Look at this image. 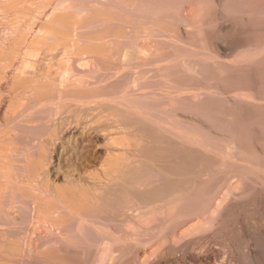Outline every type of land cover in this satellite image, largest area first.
I'll return each mask as SVG.
<instances>
[{"label": "rangeland", "instance_id": "rangeland-1", "mask_svg": "<svg viewBox=\"0 0 264 264\" xmlns=\"http://www.w3.org/2000/svg\"><path fill=\"white\" fill-rule=\"evenodd\" d=\"M38 11H40V13H38ZM57 11H58V13H57ZM35 15H37V16H35ZM47 18H48V20H47ZM29 21H30V24H32L31 28L28 25ZM48 21L52 22V23H49ZM56 22H57V24H56ZM58 24H59V26H57ZM19 25H21V26H19ZM62 25L64 27H60ZM17 28H18V30H15ZM38 29L41 30V31H39ZM0 30H1L0 31V52H1V54H0V60L1 61L0 62H2L3 64H5L3 62V60H6V58L4 56H7L8 52H14V54L16 52L17 56L14 55L13 57H19V58L23 57L24 55L22 53L19 54L18 50L22 49L23 51H25V49H23L25 47H26V50L27 49H33V48H34V50L36 49L37 52L35 53L36 57H34V61L38 57H39L38 58V60H39L40 56H42L43 54L45 55V53H42V52H44V50L50 49L48 52L45 51L46 55L43 56L41 59L43 60V66L45 68L48 69V66L51 64L50 65L51 67L49 66V69H51L52 71H56L59 68L63 69L64 72L68 71V68H66V67L70 66V64H71L70 62L72 61L71 58L73 59V64L75 63L74 65L73 64L71 65V66H73V68L76 66V68L80 69L79 65L80 64L82 65L83 61L87 62V64L85 63L86 66L83 65L81 67L82 69H80V71L77 69V74L75 73L76 71L74 72V70H73V68L71 66H70L71 68L69 67L70 69L68 71V74H64V72L61 69H59V70L62 71L61 73L63 74V76H65V77H63L64 80L65 79H67V80L66 81L63 80L64 81V83H62L63 86L61 85V82H62L61 79H60V81H61L60 83L58 81L57 82L58 84H54V85L55 86L59 85L58 90L61 87V91H59V94H61V92H63L64 88L66 87L65 91H68L69 93L68 92L64 93V97H63L64 99L61 97V96H63V94H61L59 96V98H61V100H63V101L65 100L64 102L67 101L66 102L67 104L66 103L63 104V102H61L60 99L57 98V96L59 95L58 94V90H57V92H55V94L53 95L56 98L55 99L53 97V99H55L54 100L55 106H54V104H49L51 107L48 104H46L47 106L43 104L42 106L41 105H39V106L37 105L38 106L37 107L35 105V102H33V107L30 106L31 104L27 105L28 109L25 107L26 105L24 106L22 104V108H20L18 106L20 104H18L17 106H15V108H13L14 110L16 109L15 112H13V110H11V112L16 114V116H14L13 114H12V116H10L11 115V112H10L9 117H7V120L10 119V122L13 125L9 126V124H10L9 120L6 121V119H5L3 127L4 128H7V127L9 128L10 127V129H15V130L18 129L17 131L20 133V135H22V136H19L21 138L18 137L19 141H20V145H19L20 148L21 147L28 148L29 154H35L37 152L35 149L38 148L37 150L40 153L39 147H38L40 145H38V144H40L41 140H43L45 138V136H46L45 133H47V136H46L47 138L52 134L51 135L52 137L50 136L51 138L50 137L48 138L50 140L51 139L54 140V138L57 137L58 129H57V131L55 130L56 134L54 132V129H56L57 125L61 124L62 116H60V114L63 113L61 109H64V107H63L64 105H66V106L67 105H71V102H72L71 100H74V98L78 99L79 101H81L80 99L83 98L81 103L83 102L82 104L85 105L84 107H86V108L87 107H92V106L95 107V105H96V108H97V107H99L101 105L102 102L103 103L105 101L108 102L109 99H110V101H111L110 105L113 103L112 105L113 106L114 105L117 106V108H115V106L111 107L112 105L111 106L109 105L110 101L108 103L105 102L104 104L102 103L103 104V105H101L102 108H100L99 111H98V108L96 110H94L95 114H93V111H92L90 113L91 116H89L90 114L89 115L86 114L85 117L77 116V117H75V119H77L79 117V119L83 118L84 120L85 119L86 120H90L95 115L98 116V114H99V116H100V114L107 109L106 112L102 113V114L107 115V112H109V113L112 112L111 113L112 115L109 114L108 117L106 116L107 117V121L110 119L109 118L110 116H111V118H112V116L113 117L114 116L117 117V118H114V120L112 119V122H111V126L112 127H114L113 126L114 124H112L113 121L116 122L115 123V125L117 124L116 127L117 126L119 127L120 125H122L123 122L127 123V121L129 122L130 120L133 121L135 119L139 120V118H141V119L143 118V119H145V121H147L148 124H150L152 122V124H150L151 126L155 127V125H156L155 128H157V130L161 128L160 132L163 131V136L165 134H169V133H167L165 131V128L167 129L168 132H170L169 130L173 131V134L176 131L175 134H174L176 137L175 136L171 137L173 135L169 134L168 135L169 138H166V136H164L165 139H167L168 141H175V138H177L178 142H179V140L181 141L180 142L181 143V145H180L181 147H184V148L186 147L185 149H189V148L192 149V150H188V151H185V149H183L185 151L184 152L185 155L187 154V156H188V153L190 152L192 157L194 156V158H191V155L189 156L193 161L199 158L201 160L198 163H202V165L201 164H196L198 160L194 161L193 162V166H195V167H192V169L197 172V170L199 171V166L198 165H200V167H201L200 169L201 170L203 169L202 171L205 172L204 174L208 173L206 176L205 175L203 176L202 179L204 181L201 179L200 181L196 182V186L197 187L195 186L194 190L192 191L193 194H191V193L188 194L189 196H186L182 201H180L178 206L176 204V206L179 207V208L174 206V207H176V210H174L175 209L174 207H173L174 211L173 210H169V212L172 211V213L170 212L171 215L173 214V212H175L177 215L181 214V218H179L180 216H177L174 213V216L175 217L177 216V218L179 220H175V218L173 220L172 219L173 216H171L169 212H167L168 215H167V213L164 215V218L166 220L168 219V217L169 218L172 217L171 219H168L167 221L164 218H162L160 215H158V218H157V216H156L157 214L154 215V216H156L155 219H154V216H151L149 219H147V220L151 219L150 221H148L149 224L150 223L153 224V225L156 224L157 227H160L161 226L160 224L165 223V221H166V223L170 222V224H166L165 223L166 226L165 225L161 226V228L162 227L163 228L165 227V228L164 229L162 228L163 231L160 228V231H162L163 234H161V232L159 231L160 232L159 234H161V235L158 236V239L156 238V236L158 234L156 235V233H154L152 231L155 230V232H158L159 228L157 230L156 225L153 226L151 224H150L151 225V227H150L147 224V222H146V224H147L146 227L147 228L150 227V228L149 229H145L143 231L144 236L146 237V235H149L151 228H152L151 233H153V235H154L153 238H152V235H151L150 239H152V240H150V244L144 242L147 239L143 240L144 239L143 238L142 239L143 241L141 239H138V237L142 238L143 235L140 236V233H139V234H136V235H139L138 237L135 236L134 234L136 233L135 232L136 230L133 231V230L126 229L125 228L126 227L125 224L123 225V223H125L124 220H123V223L119 222V221H121L122 217L120 218V216H119V220L118 221L115 220L117 223L113 221L116 225L115 224H111V226H108V228H107L108 231L111 230V227H113L112 225H114L115 228L113 227L114 229L112 228V230L110 232H112V231L116 232V230H117V233H118V235L120 237L123 235V237H121V240L124 238V240H122V242L127 243V244H124V243H122L120 241V243H122V245L119 243V246L121 245L120 249H119V247L116 248V251L120 250V253L117 252V253H119V254H117L116 251H115L114 255H116V254L117 255L114 256V257H116V258L112 259L113 258L112 257L111 261L108 260L107 263L110 262L111 264H128V263L129 264H134V263L136 264V262L139 261V264H143V263L144 264H224V263L246 264V260L244 258V255H246L248 252H253V253L256 252L257 260L261 264H264V235H263L264 234V206H263V203H264V184H262V182H264V180H263L264 179V177H263L264 176L263 175L264 174V167H263L264 166V99H262V98H264V0H0ZM14 30L17 31V32H15ZM36 30H38V31H36ZM28 31L30 33H28ZM43 31H45V32H43ZM47 31H48L49 34H47ZM53 33H55V34H53ZM45 34L47 35L48 38H50L51 36H53V37L55 36V37L54 38L53 37L50 38V39H52V41H51V40L47 39V37H45L46 36ZM73 34H74V36H73ZM37 35L41 36V38L39 36H37ZM98 35H101V36L99 37ZM104 35H107L108 38H107V36L104 37ZM137 35H140V36L137 37ZM81 36H82V38H81ZM129 37H131V38H129ZM4 38L7 40V42H6V40ZM103 38H104L105 41L102 40ZM125 38H126V40L128 39L129 41H126ZM81 39H83V40H81ZM97 39H98V42H95ZM109 39H111V40H109ZM143 39H144V42L142 41ZM4 40H5V43H4ZM48 40H49V42H48ZM86 40H87V42H86ZM35 41H38V43L35 42ZM70 41H72L73 43L70 42ZM88 41L95 42V43H93V45L96 44V48H95V46L92 45V43H90ZM140 41H142V42H140ZM54 42L57 43V44H55ZM84 42H86V43H84ZM110 43H112V44H110ZM23 44L25 45V47H24ZM122 44H123V46H122ZM134 44H137V45L134 46ZM55 45L57 47H55ZM77 45H78V47H77ZM89 45H90V47H89ZM97 45H99V46H97ZM141 45L143 47L148 46V47H146L147 48L146 53H148V55H146V54L145 55L149 57V54H150V57H149L150 59L148 57L146 58V57L143 56L144 58L142 57V58L139 59L140 61L143 59L142 60L143 63L140 62L139 60L136 61V62L133 61L135 63V66L133 64V66L135 68L133 66H132V68H134V69L130 68L131 66L130 67L127 66L128 64L126 65L125 62L122 63V61H123V59H122L123 55L122 54L124 52L130 51V50L133 51V47L134 48L135 47L139 48V46L141 47ZM109 46L111 48H109ZM4 47H6V48H4ZM9 47H10L11 51L8 50ZM14 47H16V48H14ZM46 47H47V49H44ZM62 47H63V51H62ZM128 47H129V50H128ZM71 48H74V49L72 50ZM130 48H132V49H130ZM125 49H126V51H124ZM150 49H152V50L150 51ZM5 50H7V51H5ZM89 50H91V51H89ZM52 51L53 52L56 51L55 53L59 52V54L57 53V56H56V54L53 53ZM61 51H62V53H61ZM149 51H150V53H149ZM196 51H198V52H196ZM4 52L7 53V54H4ZM67 52H68L69 55L66 54ZM109 52H110V54H109ZM180 53H182V54H180ZM184 53H186V54H184ZM195 53H197V54H195ZM90 54L95 55L97 57L92 56ZM160 54H162V55H160ZM53 55H55V57H58V58L61 57V58L60 59L55 58V57H53ZM63 55H64L65 59H63ZM66 55H68V56H66ZM71 55H72V57H70ZM74 55H75V57H78V59L77 58L75 59ZM86 55H88V56L90 55L89 57L92 56L91 58H93V60L91 61V59L89 57H86ZM2 56L4 57L3 59H2ZM32 56H34V54ZM32 56L30 55L31 60H33ZM65 56L67 57V59H66ZM103 56H105L106 58L103 57ZM28 57L29 56H27V58ZM44 57H45V59H44ZM51 57H52V61L49 62L48 59L51 60ZM79 57H81V59L83 58L84 60H81ZM85 57L87 59H89V60H87ZM152 57H153L154 60L152 59ZM69 58H70L71 61L69 60ZM96 58H97V60H95ZM192 58H193L194 62H193ZM41 59H40V61H41ZM54 59H56L57 62ZM79 59L82 62L80 64H79V62H80ZM196 59L199 62H197ZM225 59H227V60H225ZM67 60H69L70 62H68ZM74 60H78V61H74ZM201 60H203V61H201ZM54 61L56 62V64H55ZM64 61L65 62L67 61L70 64L67 63L68 65H66V64H64ZM93 61H97V63L93 62ZM107 61H110V62L107 63ZM167 61H169V62H167ZM185 61H187V63L189 62L188 65H187V63H185ZM208 61H210V62H208ZM36 62H38V61L36 60L35 62H33V64H36ZM149 62L150 63L152 62V63L148 64ZM60 63H62V64H60ZM93 63H95V64H93ZM98 63H100L101 65L98 64ZM136 63H138L140 65H138ZM144 63H146V64H144ZM194 63L195 64L198 63L197 64L198 66L195 65ZM37 64H39V62ZM123 64L125 65V67L126 66L127 67L125 68ZM130 64L132 65V63H130ZM180 64H181V66H180ZM1 65L2 64L0 63V66ZM39 65H42V62H40ZM63 65H65L66 67H63ZM136 65H138L139 67L136 68ZM163 65H165V67H167V68H170V67L171 68L167 69ZM166 65H168V66H166ZM169 65H171V66L169 67ZM183 65H185V67ZM202 65L204 67H201ZM222 65H224V66H222ZM93 66H95V67H93ZM120 66L122 68H125L128 71H125L124 69L122 70V68ZM140 66H142L143 68L142 67L140 68ZM161 66H163L164 68L163 67L161 68ZM195 66H197L199 68H197ZM238 66H239V68H237ZM52 67L53 68L55 67L54 70L52 69ZM83 67H86V68L84 69ZM186 67L187 68L191 67L190 71H188V69ZM65 68L67 70H64ZM98 68L101 71L98 70ZM193 68H194L195 71L191 70ZM117 69H118V71H117ZM130 69L132 71H134V72H132ZM162 69H164L163 72H162ZM82 70L84 72L86 71V73L84 75L82 73ZM129 70H130V72H129ZM135 70H138V73L140 74V77L142 75L141 79L139 77V74H137V76H136V74H135L136 71ZM144 70H146V71H144ZM139 71L145 72V73H140ZM196 71H197V73H196ZM69 72L71 73V75L69 77L70 79L66 76V75L70 74ZM79 72H81L82 75L81 74L79 75ZM116 72L117 73L119 72L118 73L119 75ZM106 73H108V75ZM109 73H110V75H109ZM129 73L132 74V75L131 76L128 75ZM99 74H101V75H99ZM143 74H145V75H143ZM76 75L78 76V78L80 80H82V82H78L79 79L77 80V78H76L77 76ZM146 75H148V76H146ZM71 76L73 78H71ZM79 76H81V77H79ZM125 76H127L128 78L125 77ZM202 76L203 77L205 76V77L203 78ZM84 77H87L86 79H88V80L84 79ZM131 77L137 78L138 80L140 79L139 82L136 83L137 85L139 84L138 86H136V84H133L132 85L133 87L131 86L133 89L131 87H129L130 85H129V82H128L129 80H131L130 79ZM170 77L172 79H170ZM188 77H189V80H188ZM109 78H110V80H109ZM115 78H116V80H115ZM161 78H162V80H161ZM164 78H166V79H164ZM55 79H57V78H55ZM74 79H76V80H74ZM89 79H92V80H89ZM98 79H100V81ZM101 79L105 80V81L102 82ZM137 79H135V80L138 81ZM150 79H152V80H150ZM141 80H142V82H140ZM12 81H14V79H12ZM72 81L73 82L75 81V82L73 83ZM76 81H77V83H79V85L76 83ZM166 81L168 83H170V84H168V83H166L167 85L163 84ZM89 82H91V83H89ZM93 82H95V84H93ZM193 82H194V84H193ZM127 83H128V85H127ZM159 83H162V84H160L162 87L159 86ZM89 84H91V85H89ZM92 84H93V86H92ZM149 84H150V86H149ZM176 84H177V86H176ZM179 84H181V86H179ZM82 85H84L85 88ZM140 85L141 86L143 85L144 87L143 86L140 87ZM197 85H199V86H197ZM201 85H203V86H201ZM71 86H74V87H71ZM127 86L129 88H126ZM168 86H170V88ZM174 86L178 87L177 88L178 91L175 89L176 87L174 88ZM67 87H68V89H67ZM79 87L80 88L83 87V88L80 89ZM134 87H135V89H134ZM138 87H140L141 89L143 88V90L139 89L137 91ZM183 87H184V89L186 88V90L181 89ZM202 87H203V89H202ZM55 88L57 89V87H55ZM62 88H63V90H62ZM147 88H148V90H147ZM164 88H166V89H164ZM200 88H201V90H200ZM105 89H107V90H105ZM123 89H125V90H123ZM179 89L181 91H179ZM215 89H216V91H215ZM89 90H92V91H89ZM93 90H95V91H93ZM120 90H122L123 92L120 91ZM132 90H134L135 92L134 91L132 92ZM182 90H184V92ZM149 91H150V93H149ZM88 92H90V93H88ZM112 92L114 93V95H113ZM159 92H160V95H159ZM169 92H170V94H169ZM72 93L73 94L77 93V94H75V97H74V95L73 96L71 95ZM85 93H86V95H85V97H83ZM145 93H147V95L150 94L152 96V98L150 97V95H148V96L145 95ZM232 93L234 94V96H233ZM240 93L242 94V96H241ZM65 94H66V96H68V98H65ZM81 94H82V96H81ZM103 94H105V95H104V97L102 99ZM106 94H107V96L108 95L109 96L107 97ZM87 95H89L90 97H87ZM93 95H96V97L93 96ZM100 95H101V98H100ZM237 95H239V96H237ZM76 96H77V98H76ZM79 96L82 97V98H78ZM133 96H135V97H133ZM136 96L138 98H136ZM173 96H174V98H172ZM235 96H236L238 102L236 101V98H234ZM93 97H95V98H93ZM115 97H117V98H115ZM175 97H177V98H175ZM187 97L188 98L191 97V98H189V100H188ZM248 97H250V98H248ZM91 98H92V100H91ZM128 98H130L129 100H130V102L132 104L129 103ZM131 98L132 99L134 98V99L131 100ZM242 98H246V100L248 99L247 101L249 102V104H248L247 101L245 102ZM256 98H258V99L256 100ZM56 100H58V102ZM240 100H241V102H240ZM75 101L76 100H74L72 103L74 104ZM79 101H78V103H76L77 101L75 103L78 105L80 103ZM87 101H88V103H87ZM90 101H92V104L93 103H95V104L92 105ZM250 101H252V102H250ZM56 102H57V104H56ZM114 102L117 103V104H115ZM126 102L128 104H125ZM135 102H136L137 105L138 104L140 106L143 105L142 107L144 109L142 107H139V105L137 107V105H135ZM142 102H143V104H142ZM255 102L257 104L258 103L259 104L257 105ZM59 103L62 104V105H60ZM81 103L79 104V105H81L79 107H83V105ZM99 103H100V105H99ZM147 103H149L150 105H148ZM170 103L171 104L174 103V104L170 105ZM252 103H255V104H252ZM145 104L147 106H145ZM52 105L54 107H56L58 105L56 107L58 109H55ZM107 105H109L110 107H108ZM119 105H121V106H119ZM128 105H130V106H128ZM131 105H132V107H131ZM40 106H41V108H40ZM118 106H119V108H118ZM133 106H135V107H133ZM160 106H161V109H159ZM166 106H167V109H166ZM59 107H61V109ZM147 107L150 109V110H148L150 115H149L147 110L145 111V108H147ZM157 107H159V108H157ZM29 108H30V110H29ZM112 108L113 109L115 108L116 111L113 110ZM17 109L18 110L20 109L21 111L20 110L19 111L21 113L18 112ZM36 109H38L37 111H40V112H37ZM42 109L45 111V113H44V111L43 112L41 111ZM46 109L47 110L49 109L48 110L49 113H48V111ZM118 109H121V110H118ZM127 109H129V112H130L131 116L129 115V112L127 111ZM136 109H138V110H136ZM100 110H103V111H100ZM134 110H135V113H134ZM160 110H161V112H160ZM174 110H175V113L173 112ZM63 111L65 112V109ZM136 111L138 112L139 115L137 114ZM140 111L145 112V115H144V113H142ZM153 111H155V112L153 113ZM170 111H171L172 115L175 114L174 117H172ZM185 111H187V112H185ZM36 112H37V114H36ZM58 112H59V115L57 114ZM99 112H101V113H99ZM113 112H115L117 114L114 113V115H113ZM120 112L123 115V118L121 117ZM126 112H128V113H126ZM40 113H42V114H40ZM50 113H53V114H50ZM123 113H125L126 115H124ZM155 113H156L157 117L161 116L162 118L160 117L159 119H157V117L155 116ZM18 114H19V116H18ZM20 114L22 115L21 117H20ZM27 114L30 115V116H28ZM35 114H36V116H34ZM38 114H40V115H38ZM69 114H70V112H69ZM157 114H159V115H157ZM168 114L171 116V118H169V120L171 119V122H168L169 120H167L168 116H169ZM189 114L191 115V119L192 120L188 118L190 116ZM51 115L53 116V118H54V116H56V117L59 116L60 119L54 118V119H56V120H54L53 118H51L52 117ZM105 115H103V116L101 115L98 118L99 119L100 118L103 119L105 117ZM118 115H120V117ZM166 115H167V117H165ZM181 115H182V117H181ZM237 115H239V116H237ZM41 116H43V117H41ZM48 116H51V117H48ZM146 116H148L151 120L149 121V118H146ZM178 116H180V117H178ZM18 117H19V119H18ZM23 117H26V118H24V120H23ZM28 117H31L32 119H35V120L32 121V119H30V118H29L30 120L29 119L27 120ZM37 117H41V118H37ZM151 117H153V118H151ZM192 117H194V120L195 119H199L198 120L199 122L198 121L196 123L192 122V121H194ZM173 118H176L177 120L176 119L173 120ZM178 118H180L179 120H182L183 118L184 119L186 118L187 121L185 123V120L183 119L182 123H181V121H178ZM12 119H14L15 121L12 120ZM50 119L51 120L53 119L57 123L59 121V123L55 125L54 123H56V122L52 121V123H51L52 125H50V123H49ZM57 119H58V121H57ZM75 119H73V121H69V122H71V124H72V122L74 123L75 121H77ZM116 119L117 120L118 119H122V120L116 121ZM153 119L157 120L158 122L154 121ZM160 119H164V120L166 119V122H168L169 124L166 123V122H163L164 120H160ZM104 120L106 121V119H104ZM38 121H40V122H38ZM45 121L47 123H45ZM92 121H93V123H95V121H97V120L93 119ZM120 121H123V122L121 123ZM131 121L129 123H127L128 126L126 124L128 129H131L133 127V123L131 124ZM173 121H178L180 124L176 122V125H175ZM201 121H203V122H201ZM6 122L9 123V124L7 125ZM31 122H33V123H31ZM35 122H37V123H35ZM69 122H67V123H69ZM117 122H120L121 124L117 123ZM65 123H66V121H65ZM65 123H63V124L65 125ZM159 123L160 124H164L162 126H164L165 128L163 127V129H162V126ZM197 123L201 124V126L197 125ZM1 124H3V122ZM14 124L15 125L17 124V126L23 125V128L21 126L17 128V126L15 127ZM18 124H20V125H18ZM30 124H32V125H30ZM48 124H49V126H48ZM63 124H61V125H63ZM129 124H131L132 127ZM185 124H186V128H185ZM5 125H7V126H5ZM27 125L28 126L30 125V128ZM53 125H55V126H53ZM61 125L57 126V128H60ZM124 125H122V127H124ZM13 126L15 128H11ZM32 126H34V127H32ZM40 126H42V127H40ZM129 126L131 128H129ZM166 126H170V127L167 128ZM190 126H191V128H190ZM0 127H1V129H4L2 127V125H0ZM24 127L27 128V129H25ZM39 127H40V129H38ZM53 127H55V128H53ZM116 127H114V128L116 129ZM120 127H119V129H116V130H118V131H116L117 134L114 132L115 130L114 131L112 130V128L110 130H112L116 135H120V133L122 132V135H120V139L122 140L123 139L122 136H125L127 139L125 137L124 138L127 141L122 140L120 143H119V141L117 143L120 144V148L123 149L125 154H126V151H127L128 148H129V153H132L134 151V149L132 151H130V150L132 148H135V147L132 146V144L134 145V140L132 139L133 137L131 136L133 134L130 135V133H134L135 132L134 130H137V128H136V126H134L135 129L132 128V130H130L132 132L127 133V134H129V137H132L131 139H132L133 143L131 144L132 141L130 140V138L128 139V137L126 136L127 134L124 135V132L126 131L124 129L126 127L123 128V129H122V127L120 129ZM171 127L173 128V130H172ZM33 128H35V129H33ZM32 129L34 131L36 130L37 132L39 131V133H40V131L44 130L45 131V133L43 131L44 138L42 137L43 135H41L42 132L39 134L36 131L33 132ZM51 129L53 130L54 133H52V131H50ZM128 129H127V132H128ZM188 129L190 131H188ZM28 130L29 131L31 130V131L29 132ZM208 130L211 131L212 133L209 132ZM180 131L182 133H180ZM31 132H32V136L30 134ZM48 132H51V134L48 133ZM26 134L28 136L29 135L30 136L26 137L27 136ZM34 134H36V135L33 136ZM154 134H155V132H154ZM178 134H180V135H178ZM189 134H192L191 136H192V139L194 138V140H195L196 137H198V138H196L197 141L191 140ZM212 134H213V136H212ZM53 135L56 136V137H54ZM194 135H196V136H194ZM204 135L206 137H204ZM37 136H40V138L37 137ZM182 136H183V138L185 137L184 139H186V141L182 138ZM186 136H188V137H186ZM170 137H171V139H170ZM178 137H181L182 139H180V138L178 139ZM256 137H258V138H256ZM23 138L26 139V140L28 138L29 141L27 142ZM38 138L40 140H38ZM115 138L119 139V136H115ZM33 139L34 140L37 139L38 141L37 140H36V142L34 141V143H33L34 147L32 146L33 147L32 148V147H30L32 145L31 144L32 142L30 143V141H33ZM116 139H115V142L117 141ZM21 140H23V142ZM128 140H130V141H128ZM177 140L175 142H177ZM190 140H191V142H190ZM233 140L236 141V142H234ZM125 142H130L129 144H131V146H128V143L126 144ZM182 142H184V144ZM231 142H232L233 146H232ZM27 143H29L31 145L27 146L28 145ZM36 143H37L38 146L37 145L35 146ZM121 143H123L122 145L125 144V146L121 147ZM188 143H190V145ZM192 143H193V145H191ZM182 145H184V146H182ZM210 145H211V148H210ZM188 146H191V147H188ZM125 147H127V148H125ZM50 150L51 149H49V152H50ZM203 150H206L207 152L203 151ZM135 151H136V148H135ZM191 151L192 152L195 151L193 153L194 155L192 154ZM199 151H202V152L199 153ZM236 151H239V152H236ZM38 152L36 154H38ZM44 152L42 154L45 156L47 153L46 152L44 153ZM211 152H213V153H211ZM2 153H3V155H5V152H2ZM2 153H1V150H0V156L2 155ZM221 153H222V158L218 157V156L221 155ZM133 154H134V152H133ZM206 154H210V155L213 154L212 156H213V159H215V160L211 161L212 162L211 164L209 162L210 159L209 160L207 159L209 157H207V156L203 157L202 156V155H206ZM227 154H229V155L231 154L230 155L231 157H229V155H227ZM210 155H208V156H210ZM2 156L0 158V160H1L0 165H2L3 164L2 161H4L3 160L4 156H3V159H2ZM212 156H210L211 160H212ZM201 157H203V158H201ZM204 158L207 159V160H205ZM216 158L218 159L217 160L218 161L217 164L219 165L218 167L215 164L212 165L216 161ZM219 159L222 160V161H220ZM203 160H204V162H202ZM45 162L46 161H44V163H43L44 165H43V167H42V169L40 171H42L45 168V166H46ZM206 162L209 163L208 165H210V166H208ZM194 164H196V165H194ZM203 165L204 166L206 165L207 167L205 168ZM212 166H213L214 169L212 168ZM210 167H211V169H210ZM219 167L222 168V170H220ZM218 168H219V170H218ZM240 168H241V170H240ZM249 168L252 169V170H250ZM258 168H260V169H258ZM261 168H262L263 171L261 170ZM205 169L206 170L208 169L207 171H209V172L205 171ZM234 170H236V171L234 172ZM259 170L262 171V172H260ZM202 171H199V172H202ZM250 172H251V174H249ZM38 174H39V172H38ZM255 174H256V176H255ZM260 174H262V175H260ZM238 175H240V176H238ZM12 176H13V174H12ZM260 176H261L262 179L260 178ZM238 177H240V178H238ZM242 177H245V178H242ZM253 177H255V178H253ZM257 179H260L261 181L257 180ZM239 180H241V181H239ZM251 180H252L253 183H251ZM256 180L258 181L257 184L255 183ZM239 182H242V183H239ZM12 183H14V181H12ZM15 184L16 183L12 184L11 188H15ZM238 184H239V186H238ZM20 185H21V183H20ZM231 185H234V186H231ZM242 185H243V187H242ZM24 186H27V184L25 183ZM27 187L24 188L21 185V187H19V190L21 191L23 189H26V192H27V190L29 189ZM235 187H237V188L240 187V188L238 190ZM249 187H251V188H249ZM20 188H22V189H20ZM242 188H245V189H242ZM248 188L250 189V191H248L249 190ZM16 189L18 190V187H16ZM224 189L227 190L228 193H227V191L225 192ZM234 189H236V190L234 191ZM5 190H3V188H0V196H2V194H3V192ZM241 190L244 192V194H246V197H245V195H243V192ZM21 192L25 193V190H23ZM215 192H216V194H214ZM236 192H237V194H236ZM225 194L229 195V196L227 197ZM249 194H250V196H249ZM231 195L233 196V199H231L232 198ZM230 196H231V198H230ZM30 197L31 196H29L28 198H30ZM241 197H242V199H241ZM28 198H26V199H28ZM39 198H41V197H39ZM224 198H226V199H224ZM228 198H229V200H228ZM31 199L29 201L31 203L30 206H29L30 208L36 207V208H34V209L32 208V209L37 211V212L38 211L42 212L43 210H41V209L44 207V212H42V214L44 215L45 210H47L46 213H45L46 216L44 215L46 218L48 217L47 215L51 214V212H49V210H51L53 212V214H51L49 216H52V219H53V215L56 214L57 216L55 215L54 218L55 217H57V218H55V220H53L52 222H51L52 219L48 218L50 220L48 222H46L45 218L44 219L42 218L44 216H42L40 214L41 212L37 213V212H35L33 210L30 211L29 208L28 209H29L30 212L27 210V208H26V210L28 212L24 211V210L22 212L21 210L18 211V209H16L13 206L12 209L10 207V211L11 212H9V214H11V217L12 216H16V215H17V217L21 216V215L25 216L26 213H24V212H27L28 214L30 213L29 214L30 215V220L32 219V222H28L27 223V221H26V223H27L26 226L24 225L25 223L21 224L24 227L22 229H20L22 227L20 225L19 226L20 228L17 227L14 230L12 228H11L12 230L11 229L8 230L6 228H5V230H2L5 225H6L5 227H8L9 222H7V221H10V220L7 218V216L6 217L3 216V213H4L3 210H7V209L5 208L4 204H2L0 202V204H1L0 210L2 209V213L0 212L2 214V215H0V218L1 217L6 218L5 219L6 222L4 220L2 221V218L0 219V221L2 222L1 225L3 226V227L2 226L0 227V230H1L0 231V239H2L4 242H6V243H4L2 240H0V241H2V243L0 242V249L1 250H3L4 247H9V246L12 245V243L10 242V237H9L12 234V231L15 232V230L18 229L19 232L22 233L23 230H24V232L22 233L23 237H26V235H30V233L31 234L34 233L33 234V236H34L33 239L36 238V236L38 234V236L36 238L37 241H38L40 232H41V234H40L41 237L42 236L46 237V235H48V233H49V232L47 233V231H45V228H44L45 225H43V224H45V222L48 223V224H51V225H55L56 227L59 226L60 228H63L61 230L64 231L66 229L65 228L66 224H65L64 220L66 222H70V221H74V220H76V222H78L77 219H79V217L82 216V213L78 214V212H72L73 213V216H72V213L70 212V210H72V208H70V206H67V205L65 206L66 203H63L62 208H59V207H61V204H60V202L58 204L55 203L57 201L49 203V202L41 200V199L38 200V196L32 197ZM33 199L37 200V201H33ZM213 200H214V202H213ZM220 200H221V202L222 201L223 202L220 203ZM38 201H41V203L43 201V202H46L47 204L45 203L46 206L44 204V206L42 207V204L40 202L38 203ZM124 201L125 202H123V201L121 202L122 206H121V203L118 204L119 203L118 202L117 206L115 207V208H117V207L119 208L120 207V210H119L120 214L124 213V212H126V213L127 212H131V213L134 212L135 206L132 208L133 202L129 201L128 199H124ZM127 201H129L130 203L127 202ZM216 202L218 204L220 203V206L222 205V207L224 206L225 203H227V204H225L226 207H224V208L225 209L227 208L228 211L226 210L227 212H224L223 211L224 208H223L222 212H224L223 213L224 218H223V216L220 218V220L222 219L223 221L221 220V223H219L220 225L218 224V227L216 225V226L210 227V229H208L209 227L201 226L203 224V222H207L208 220H211V217H212V219L216 218V215L218 213L217 214L216 213L211 214L213 212V209H216L217 207H219L218 204H216ZM231 202H232V204H231ZM241 202H242V204L240 206ZM128 203H129V206H128ZM33 204H35V206H33ZM36 204H38V206H40V207L38 208V206H36ZM48 204H49V206H48ZM55 204H56V206H55ZM59 204H60V206H59ZM230 204H231L232 207L230 206ZM237 204H238L239 207L237 206ZM243 204H244V206H243ZM261 204H262V206H261ZM2 206H4V208H2ZM50 206H53L55 208L58 207V208L56 210H54V209L52 210L51 209L52 207L49 208ZM66 207H68V208H66ZM222 207H220V208H222ZM69 208H70V210H69ZM59 209H67V211L64 212V210L62 211V210H59ZM127 209L130 210V211H128ZM57 210L59 211V213H55ZM178 210L180 212H178ZM20 211L22 213H24V214H21ZM68 211L71 214H69ZM97 211L98 210H96L95 211L96 213H95V212L90 210L87 213L90 214V212H91V215H92V212H93V215L92 216L89 215V214H86V215H88V217L91 216V217L95 218V219H93V218H91V219H93L94 222H97V224H98V226H100V228H102V229L104 228L106 230V228H105V227H107L106 224H105V222H107L105 220L106 214L104 212H102V211L101 212H97ZM220 211H221V209H220ZM17 212H18V214H17ZM32 212H35L37 215L39 214L40 217L41 216L42 217L39 218V215L37 216L36 214L33 213V216L36 215L34 217V219H33ZM48 212H49V214H48ZM62 212L65 213V215H63ZM188 212H189V214H188ZM231 212H233V213H231ZM75 213H76V215L78 214L79 217L75 216L74 215ZM117 213H119V212H117ZM240 213H241V215H240ZM132 214H134V213H132ZM4 215H5V213H4ZM58 215H59V221L57 220L58 219ZM61 215H63V217ZM66 215H67V217H66ZM69 215H71V216L69 217ZM101 216H102V220H101ZM165 216L166 217L168 216V217L166 218ZM219 216H220V214H219ZM72 217H75L76 219H72ZM159 217H160V219L162 218L165 221L164 222L158 221L159 224H157L156 220H159ZM37 218H39V219H37ZM62 218H64V219L61 221ZM188 218H192V219L189 220ZM41 219L45 220L43 222V224L42 223H38ZM69 219H70V221H69ZM33 220L37 221V223L39 225L36 222H33ZM169 220H171V221L173 220L175 226L173 224V221L171 223V221H169ZM185 220H186V223H185ZM188 220L191 221V222L193 220L201 221L202 223H200L201 224L200 226L201 227H205V229L202 228V231L199 230L201 232H199L198 230L196 231L194 229L196 231L195 232V231L192 230L193 228L190 227L189 230H191V231H193L195 233L191 232L192 234L190 233L189 234L190 237H188L187 236L188 234L185 232V231L188 230V226H186V225H188L187 223H190ZM99 221L100 222L103 221V222L102 223H98ZM179 221H180V223H179ZM40 222H42V221H40ZM58 222H60V223L58 224ZM62 222L65 224V226L63 225ZM183 222H184V224H183ZM4 223H7V224H4ZM89 224H92L91 221L89 222ZM102 224H105V225H102ZM143 224L145 226V223H143ZM14 225H12V226H14ZM18 225L19 224H17V226ZM32 225H33V228H32ZM85 225L86 224H83V227H85V229L81 227L77 231L79 233L78 238L79 239H84L85 238V240H83V243H85V246H87L88 243H91V244H89V246H92V245L96 246V244H100L101 241H102V237L100 238V236H102L105 232H98L97 233L96 230H94L93 228L90 229V227H87ZM101 225H102V227H101ZM109 225H110V223H109ZM9 226L12 227L11 224ZM15 226H14V228H15ZM35 226L37 227V229L34 228ZM40 226H41V229H39ZM177 226H178V228H177ZM86 227L89 230L86 229ZM155 227H156V229H153ZM43 228H44V230H43ZM52 228H54V229H52V231L53 232L56 231V233L60 229V228L59 229L57 228L58 230H55L54 226ZM69 229H72V228H69ZM165 229L168 230V232H166ZM176 229H177V231H176ZM6 230L8 232H6ZM10 230H11V233H9ZM36 230H39V231H36ZM90 230H91V232H90ZM123 230H124V232H123ZM148 230H149V233L148 234L145 233ZM169 230H171L172 232H175L174 233L175 235H173V233L170 232ZM182 230H184V232L187 235ZM189 230L187 231L188 233L190 232ZM2 231H4V232H2ZM42 231H44L46 233H43ZM1 232H2V234H1ZM5 232L8 233V234L4 237V235L6 234ZM59 232H60V230H59ZM74 232H76V231L74 230ZM80 232H82V234ZM93 232H95V233H93ZM127 232H130V233L132 232L133 233V237H130V235L132 233L130 234V233H127ZM164 232H166V233H164ZM64 233H66V231ZM91 233H93V234H91ZM100 233H102V234H100ZM182 233L185 234V235L182 236L183 235ZM125 234H129V236H127ZM165 234L168 237L170 236L169 238H170L171 241L168 240V238H167V236ZM82 235H84V236L82 237ZM105 235H106V233H105ZM7 236H8V238H6ZM125 236L126 237H130L132 241L129 240L130 238H127V240H126ZM163 236H164V240L162 239ZM178 236H180V237L182 236L184 240L179 238L182 241L181 242L178 239ZM185 236H186L187 239L185 238ZM1 237H3V238H1ZM52 237H54V236H52ZM107 237L109 238L108 234H107L106 238ZM159 237H160V239H159ZM5 238H6V240H4ZM47 238H45V239H47ZM90 238L92 239V241H91ZM103 238H105L104 235H103ZM147 238H149V237H147ZM154 238H156V239H154ZM36 239L33 240L34 243L32 245H35ZM45 239L43 240V241H45L44 243L48 244V242H46ZM86 239H90V240H86ZM175 239H177V240H175ZM93 240H95V241H93ZM148 240L146 242H148ZM155 240H157V241L154 244ZM158 240H159V242H158ZM160 240L162 241V243H161ZM47 241H49V245L50 244L52 245L51 246L52 250H51V247L50 248H49V246L47 247V244L45 245L41 241L42 244H43L42 245L40 240H39L38 242H40V243H38V242H36V243H38L40 246H45V248H46V249H42L44 247L38 246L40 248V250L45 251L43 254H39V255L38 254H34L32 256L28 255V256H26L27 258L26 257L20 258L21 256L19 257L17 255H7V254L2 253V254H0V264H32V263L34 264L35 262L37 264H83V263H85V264H91V263L94 264V262L91 260V259L95 260L96 257H93L94 255L92 256V255H89V253H86V255H87L86 256V255H84L85 254L84 253L82 256H79V257L78 256H74V257L72 256L71 257V256H67L66 253H60L59 254L58 250L62 248L63 244L62 243L61 244L60 243H55L54 240H52V239H48ZM51 241H52V243H51ZM128 242H131L130 245L133 244L135 246L136 245H139V246H136L138 248L133 247V246L132 247H127V245L129 244ZM142 243H143V245L146 244L145 246H148V247L143 246ZM164 243H166V244H164ZM176 243H178V244H176ZM58 244L61 245L60 248L57 247V246H59ZM157 244L158 245L160 244L161 248L159 247L160 245L157 246ZM174 245L177 248L174 247ZM140 246H142L143 248L147 249L149 251V254L144 255L142 253V249L143 248L141 247L142 249H140ZM156 246L159 247L158 248V252L156 250V248H157ZM164 246H165V248H163ZM171 246H173L174 248H172ZM121 247H122V249H121ZM188 247H189V249H188ZM133 248H135V250H133ZM167 248L169 249V251H168ZM136 249H138V250L140 249V251L137 250V253H136ZM159 249H161L162 251L159 250ZM164 249H165V251H164ZM172 249L173 250L175 249V250L173 251ZM150 250H152V253H153V251H155V252L152 254ZM113 251H114V249H113ZM125 251H127V252L130 251L129 254L126 252L127 256L125 255V253L123 254V252H125ZM198 253H203V257H202L203 260L202 259L201 260H197V259L195 260V258H193V256L197 255ZM207 253H208V255H207ZM154 254H155V256H154ZM141 255H144V256H141ZM28 257H30V258L28 259ZM54 257H56V258H54ZM109 258H110V256H109ZM119 258H121V259H119ZM32 260H33V262H32ZM34 260H36V261H34ZM113 260H115V261H113ZM158 261H160V262H158ZM118 262H120V263H118Z\"/></svg>", "mask_w": 264, "mask_h": 264}, {"label": "bare ground", "instance_id": "bare-ground-1", "mask_svg": "<svg viewBox=\"0 0 264 264\" xmlns=\"http://www.w3.org/2000/svg\"><path fill=\"white\" fill-rule=\"evenodd\" d=\"M56 8V7H55ZM52 11V10H51ZM65 11V10H64ZM63 12V11H62ZM38 13H40V11H38ZM50 13V12H49ZM57 13H58V11H57ZM61 13V12H60ZM51 15V14H50ZM54 15V14H53ZM35 16H37V15H35ZM44 16V15H43ZM66 16V15H65ZM48 17V16H47ZM53 17V16H52ZM47 20H48V18H47ZM45 22V21H44ZM49 22V21H48ZM42 23V22H41ZM47 23V22H46ZM49 23H52V22H49ZM63 23V22H62ZM56 24H57V22H56ZM55 24V25H56ZM24 25V24H23ZM29 26H30V28H31V25L32 24H30V21H29V24H28ZM19 26H21V25H19ZM28 26V27H29ZM34 26V25H33ZM32 26V27H33ZM43 26V25H42ZM57 26H59V24L57 25ZM35 27V26H34ZM60 27H64L63 25L62 26H60ZM49 28V27H48ZM11 29V28H10ZM22 29V28H21ZM24 29V28H23ZM26 29V28H25ZM33 29V28H32ZM31 29V30H32ZM15 30H18V28L17 29H15ZM14 30V31H15ZM39 30V29H38ZM38 30H36V31H38ZM45 30V29H44ZM1 31V30H0ZM26 31V30H25ZM30 31V30H29ZM28 31V33H30ZM39 31H41V30H39ZM6 32V31H5ZM11 32V31H10ZM15 32H17V31H15ZM43 32H45V31H43ZM53 32V31H52ZM13 33V32H12ZM25 33V32H24ZM23 33V34H24ZM27 33V32H26ZM34 33V32H33ZM78 33V32H77ZM16 34V33H15ZM39 34V33H38ZM41 34V33H40ZM47 34H49L48 33V31H47ZM53 34H55V33H53ZM81 34V33H80ZM2 35V34H1ZM22 35V34H21ZM30 35V34H29ZM46 35V34H45ZM44 35V36H45ZM9 36V35H8ZM27 36V35H26ZM31 36V35H30ZM36 36V35H35ZM37 36H39V35H37ZM57 36V35H56ZM68 36V35H67ZM73 36H74V34H73ZM99 37L101 36V35H98ZM105 36H107V35H104V37ZM128 36V35H127ZM138 36H140V35H137V37ZM7 37V36H6ZM28 37V36H27ZM32 37V36H31ZM40 38H41V36H39ZM43 37V36H42ZM45 37H47V35L45 36ZM53 36H51L50 38H52ZM55 37V36H54ZM53 37V38H54ZM103 37V36H102ZM101 37V38H102ZM135 37V36H134ZM142 37V36H141ZM144 37V36H143ZM2 38V37H1ZM14 38V37H13ZM25 38V37H24ZM39 38V39H40ZM44 38V37H43ZM50 38H48L47 37V39H49V40H51L52 41V39H50ZM65 38V37H64ZM68 38V37H67ZM70 38V37H69ZM81 38H82V36H81ZM92 38V37H91ZM100 38V39H101ZM107 38H108V36H107ZM129 38H131V37H129ZM140 38V37H139ZM5 39V38H4ZM8 39V38H7ZM16 39V38H15ZM106 39V38H105ZM134 39V38H133ZM6 40V39H5ZM5 40H4V43H5ZM11 40V39H10ZM35 40V39H34ZM49 40H48V42H49ZM72 40V39H71ZM81 40H83V39H81ZM80 40V41H81ZM102 40H104V38L102 39ZM109 40H111V39H109ZM125 40H126V38H125ZM9 41V40H8ZM22 41V40H21ZM27 41V40H26ZM40 41V40H39ZM55 41V40H54ZM58 41V40H57ZM73 41V40H72ZM72 41H70V42H72ZM75 41V40H74ZM93 41V40H92ZM105 41V40H104ZM108 41V40H107ZM106 41V42H107ZM126 41H129L128 39L126 40ZM143 42H144V39L142 40ZM142 41H140V42H142ZM6 42H7V40H6ZM35 42H37L38 43V41H35ZM47 42V43H48ZM65 42V41H64ZM63 42V43H64ZM86 42H87V40H86ZM86 42H84V43H86ZM88 42H90V43H92V45H93V43H95V42H98V39L95 41V42H91V41H88ZM105 42V43H106ZM123 42V41H122ZM146 42V41H145ZM2 43V42H1ZM3 43V44H4ZM10 43V42H9ZM55 43V42H54ZM53 43V44H54ZM62 43V42H61ZM73 43V42H72ZM77 43V42H76ZM104 43V44H105ZM109 43V42H108ZM139 43V42H138ZM25 44V43H24ZM23 44V45H24ZM31 44V43H30ZM55 44H57V43H55ZM80 44V43H79ZM89 44V43H88ZM103 44V45H104ZM107 44V43H106ZM110 44H112V43H110ZM142 44V43H141ZM154 44V43H153ZM5 45V44H4ZM39 45V44H38ZM135 45H137V44H134V46ZM140 45V44H139ZM147 45V44H146ZM7 46V45H6ZM16 46V45H15ZM46 46V45H45ZM48 46V45H47ZM76 46V45H75ZM93 46H95V48H96V44L95 45H93ZM97 46H99V45H97ZM108 46V45H107ZM122 46H123V44H122ZM121 46V47H122ZM145 46V45H144ZM3 47V46H2ZM24 47H25V45H24ZM55 47H57L56 45H55ZM59 47V46H58ZM73 47V46H72ZM77 47H78V45H77ZM76 47V48H77ZM89 47H90V45H89ZM143 46L141 45V47L139 46V48H134L133 47V51H126V49L124 50V51H126V52H124L122 55H123V57H122V59H123V61H122V63L123 62H125L126 63V65L127 66H131L130 68H132V66H133V64H134V66H135V63L134 62H136V61H138L140 58H142L143 56L144 57H148V56H146V55H148V53H146V50H147V48L146 47H148V46H146V47H143ZM4 48H6V47H4ZM14 48H16V47H14ZM23 48V47H22ZM28 48V47H27ZM85 48V47H84ZM106 48V47H105ZM109 48H111L110 46H109ZM23 49H25V51H23L22 49H20V50H18L19 51V54L20 53H22L24 56L23 57H13L14 55H16L17 56V54H16V52H15V54H14V52H8V55L7 56H4L5 58H6V60H3V62L5 63V64H3L2 62H0L2 65L0 66V125H2V127L4 126V122H5V119H6V121H8L9 120V123L11 124H9V123H7L6 122V124L8 125L9 124V126H12L13 124L10 122V119H8L7 120V117H9V114H10V112H11V110H13V112H15V110L13 109V108H15V106H17L18 104H20V105H18L20 108H22V104L27 108V105H30L31 107H33V102H35V105L37 106H39V105H46V104H54L55 102H54V100L56 99L53 95L55 94V92H57V90H58V87H59V85L58 86H55L54 84H58L57 82L59 81V83L61 82V85L63 86V84L62 83H64V81H66L67 79H65L64 80V78L63 77H65V76H63V74L61 73L62 71H63V69H61V68H59V69H61V70H59V69H57L56 71H52L51 69H49V66L51 65H47L48 66V69L47 68H45L44 66H43V60L41 59L43 56H45L46 55V52H48L50 49H47V47L46 48H44V49H47V50H44V52H42V53H45V55L43 54L42 56H40V59H41V61H40V59L38 60V58L37 59H35V61L37 60L38 62H39V64H40V62H42V65H39V64H37L38 62H36V64H33V62H35L34 61V57H36L35 56V53L37 52L36 51V49L34 50V48L33 49H27L26 50V47L25 48H23ZM72 50L74 49V48H71ZM130 49H132V48H130ZM149 49V48H148ZM153 49V48H152ZM152 49H150V51L152 50ZM8 50H10L11 51V49H10V47H9V49ZM15 50V49H14ZM13 50V51H14ZM55 50V49H54ZM57 50V49H56ZM67 50V49H66ZM92 50V49H91ZM91 50H89V51H91ZM128 50H129V47H128ZM5 51H7V50H5ZM46 51V52H45ZM62 51H63V47H62ZM62 51H61V53H62ZM81 51V50H80ZM84 51V50H83ZM98 51V50H97ZM121 51V50H120ZM150 51H149V53H150ZM40 52V51H39ZM53 52V51H52ZM56 51H54L53 53H55ZM66 52V51H65ZM64 52V53H65ZM71 52V51H70ZM112 52V51H111ZM119 52V51H118ZM123 52V51H122ZM148 52V51H147ZM158 52V51H157ZM161 52V51H160ZM185 52V51H184ZM196 52H198V51H196ZM202 52V51H201ZM13 53V54H12ZM41 53V52H40ZM52 53V54H53ZM58 54H59V52H57ZM57 53H55L56 54V56H57ZM74 53V52H73ZM87 53V52H86ZM91 53V52H90ZM153 53V52H152ZM0 54H1V52H0ZM4 54H7V53H5L4 52ZM34 54V56H32ZM66 54H68V52L66 53ZM72 54V53H71ZM75 54V53H74ZM81 54V53H80ZM85 54V53H84ZM109 54H110V52H109ZM146 54V55H145ZM180 54H182V53H180ZM184 54H186V53H184ZM195 54H197V53H195ZM201 54V53H200ZM30 55L33 57L32 59L33 60H31V57H30ZM40 55V54H39ZM49 55V54H48ZM51 55V54H50ZM69 55V54H68ZM68 55H66V56H68ZM90 55H92V54H90ZM89 55V56H90ZM117 55V54H116ZM121 55V56H122ZM159 55V54H158ZM160 55H162V54H160ZM190 55V54H189ZM204 55V54H203ZM207 55V54H206ZM21 56V55H20ZM26 56V57H25ZM27 56H29L28 58H27ZM59 56V55H58ZM61 56V55H60ZM65 56V57H66ZM78 56V55H77ZM84 56V55H83ZM88 55H86V57H89ZM92 56H95V55H92ZM91 56V57H92ZM202 56V55H201ZM3 56H2V59L4 58ZM53 57H55V55H53ZM70 57H72V55L70 56ZM74 57H75V55H74ZM85 57V58H86ZM91 57H89L90 59H91V61L93 60V58H91ZM95 57H97V56H95ZM103 57H105V56H103ZM143 57V58H144ZM149 57H150V54H149ZM148 57V58H149ZM186 57V56H185ZM196 57V56H195ZM205 57V56H204ZM48 58V57H47ZM55 58H58V57H55ZM61 58V57H60ZM60 58H58V59H60ZM78 59V57H75V59ZM80 59H81V57H79ZM106 58V57H105ZM165 58V57H164ZM203 58V57H202ZM44 59H45V57H44ZM63 59H65L64 58V55H63ZM66 59H67V57H66ZM79 59V60H80ZM87 59V58H86ZM103 59V58H102ZM150 59V58H149ZM152 59H153V57H152ZM49 60V62L50 61H52V57H51V60L50 59H48ZM55 61H56V59H54ZM69 60H70V58H69ZM69 60H67L68 62H70L71 60V64L70 63H68L67 61L65 62L64 61V64H66V65H68V64H70V66L73 64V59L71 58V60L69 61ZM81 60H84L83 58L81 59ZM81 60H80V62H79V64L80 63H82L81 62ZM87 60H89V59H87ZM95 60H97V58L95 59ZM143 60V59H142ZM142 60L140 61V62H142ZM154 60V59H153ZM178 60V59H177ZM181 60V59H180ZM192 60H193V58H192ZM197 60V59H196ZM205 60V59H204ZM225 60H227V59H225ZM1 61V60H0ZM46 61V60H45ZM54 61V62H55ZM74 61H78V60H74ZM134 61V62H133ZM150 61V60H149ZM152 61V60H151ZM159 61V60H158ZM163 61V60H162ZM166 61V60H165ZM171 61V60H170ZM201 61H203V60H201ZM57 62V61H56ZM56 62H55V64H56ZM93 62H96L97 63V61H93ZM108 62H110V61H107V63ZM116 62V61H115ZM167 62H169V61H167ZM174 62V61H173ZM193 62H194V60H193ZM197 62H199L198 60H197ZM208 62H210V61H208ZM220 62V61H219ZM63 63V62H62ZM62 63H60V64H62ZM68 63V64H67ZM77 63V62H76ZM85 63L87 64V62L85 61H83V63H82V65L80 64L78 67L80 68V69H82L81 67L83 66V65H85ZM90 63V62H89ZM101 63V62H100ZM100 63H98V64H100ZM119 63V62H118ZM130 63H132V65L130 64ZM143 63V62H142ZM152 63V62H151ZM150 62L148 63V64H151ZM166 63V62H165ZM181 63V62H180ZM183 63V62H182ZM185 63H187V61H185ZM189 63V62H188ZM188 63H187V65H188ZM201 63V62H200ZM214 63V62H213ZM221 63V62H220ZM224 63V62H223ZM45 64V63H44ZM59 64V65H60ZM75 64V63H74ZM73 64V65H74ZM78 64V63H77ZM93 64H95V63H93ZM103 64V63H102ZM136 64H138V63H136ZM144 64H146V63H144ZM163 64V63H162ZM179 64V63H178ZM191 64V63H190ZM195 64V63H194ZM198 63H196L195 65H197ZM226 64V63H225ZM46 65V64H45ZM53 65V64H52ZM89 65V64H88ZM101 65V64H100ZM121 65V64H120ZM124 65V64H123ZM122 65V66H123ZM138 65H140V64H138ZM138 65H136V68L137 67H139ZM200 65V64H199ZM204 65V64H203ZM201 66V67H204V66ZM211 65V64H210ZM57 66V65H56ZM68 66V67H66L65 65H63V67H66V68H68V71H69V69L72 67L73 68V66ZM86 66V65H85ZM90 66V65H89ZM96 66V65H95ZM95 66H93V67H95ZM98 66V65H97ZM126 66V67H127ZM133 66V67H134ZM143 66V65H142ZM142 66H140V68L142 67ZM160 66V65H159ZM164 67H165V65H163ZM163 66H161V68L163 67ZM166 66H168V65H166ZM171 65H169V67H170ZM180 66H181V64H180ZM184 67H185V65H183ZM190 66V65H189ZM198 66V65H197ZM197 66H195V67H197ZM222 66H224V65H222ZM51 67V66H50ZM60 67V66H59ZM62 67V66H61ZM70 67V68H69ZM92 67V68H93ZM101 67V66H100ZM121 67V66H120ZM119 67V68H120ZM124 67H125V65H124ZM125 67V68H126ZM128 67V68H129ZM163 67V68H164ZM194 67V66H193ZM200 67V68H201ZM206 67V66H205ZM208 67V66H207ZM241 67V66H240ZM55 68V67H54ZM54 68L52 67V69L54 70ZM64 69V70H67V69ZM84 69L86 68V67H83ZM102 68V67H101ZM107 68V67H106ZM122 68V67H121ZM125 68H122V70L124 69L125 71H128V70H126ZM135 68V67H134ZM134 68H132V69H134ZM143 68V67H142ZM154 68V67H153ZM158 68V67H157ZM160 68V67H159ZM165 68H167V67H165ZM171 68V67H170ZM170 68H167V69H170ZM187 68V67H186ZM190 68L191 67H189V68H187L188 69V71H190ZM197 68H199V67H197ZM237 68H239V66L237 67ZM77 69L78 68H76V66L73 68V70H74V72L77 74ZM80 69H78L79 71H80ZM110 69V68H109ZM155 69V68H154ZM196 69V68H195ZM228 69V68H227ZM231 69V68H230ZM72 70V69H71ZM87 70V69H86ZM98 70H100L99 68H98ZM131 70V69H130ZM130 70H129V72H130ZM139 70V69H138ZM138 70H135L136 72H135V74H136V76H137V74H139L138 73ZM143 70V69H142ZM141 70V71H142ZM161 70V69H160ZM163 70L164 69H162V72H163ZM179 70V69H178ZM192 71L194 70V68L193 69H191ZM201 70V69H200ZM68 71H66V72H64V74H68ZM88 71V70H87ZM93 71V70H92ZM97 71V70H96ZM101 71V70H100ZM108 71V70H107ZM117 71H118V69H117ZM132 71V70H131ZM141 71H139L140 73H145V72H141ZM144 71H146V70H144ZM171 71V70H170ZM195 71V70H194ZM198 71V70H197ZM197 71H196V73H197ZM208 71V70H207ZM71 72V71H70ZM69 72V73H70ZM105 72V71H104ZM132 72H134V71H132ZM166 72V71H165ZM169 72V71H168ZM181 72V71H180ZM184 72V71H183ZM182 72V73H183ZM73 73V72H72ZM82 73H83V75L86 73V71L84 72L83 70H82ZM82 73L81 72H79V75L81 74L82 75ZM91 73V72H90ZM117 73V72H116ZM119 73V72H118ZM117 73V74H118ZM176 73V72H175ZM88 74V73H87ZM105 74V73H104ZM107 75H108V73H106ZM116 74V75H117ZM134 74V75H135ZM163 74V73H162ZM209 74V73H208ZM70 75H71V73L69 74V75H66L68 78L70 77ZM91 75V74H90ZM98 75V74H97ZM99 75H101V74H99ZM109 75H110V73H109ZM119 75V74H118ZM126 75V74H125ZM128 75H132V74H128ZM133 75V76H134ZM143 75H145V74H143ZM167 75V74H166ZM200 75V74H199ZM207 75V74H206ZM77 76V75H76ZM86 76V75H85ZM129 76V77H130ZM135 76V77H136ZM146 76H148V75H146ZM145 76V77H146ZM155 76V75H154ZM209 76V75H208ZM207 76V77H208ZM79 77H81V76H79ZM111 77V76H110ZM118 77V76H117ZM125 77H127V76H125ZM139 77H140V74H139ZM141 77H142V75H141ZM141 77H140V79H141ZM163 77V76H162ZM168 77V76H167ZM203 77V76H202ZM205 77V76H204ZM203 77V78H204ZM55 78H57V79H55ZM71 78H73L72 76H71ZM77 78V80L79 79L78 78V76L76 77ZM83 78V77H82ZM81 78V79H82ZM87 77H84V79H86ZM89 78V77H88ZM112 78V77H111ZM124 78V77H123ZM128 78V77H127ZM133 77H131L130 79L131 80H129L128 82H129V87H131L133 84H136V83H138L139 82V80L137 79V78H133ZM159 78V77H158ZM12 79H14V81H12ZM60 79H61V81H60ZM70 79V78H69ZM83 79V80H84ZM135 79H137L138 81H136ZM155 79V78H154ZM164 79H166V78H164ZM170 79H172L171 77H170ZM64 80V81H63ZM72 80V79H71ZM74 80H76V79H74ZM80 80V79H79ZM78 80V82H82V80H80L79 81ZM86 80H88V79H86ZM89 80H92V79H89ZM99 81H100V79H98ZM102 80V79H101ZM108 80V79H107ZM109 80H110V78H109ZM115 80H116V78H115ZM124 80V79H123ZM143 80V79H142ZM142 80L140 81V82H142ZM146 80V79H145ZM148 80V79H147ZM150 80H152V79H150ZM161 80H162V78H161ZM168 80V79H167ZM177 80V79H176ZM188 80H189V77H188ZM85 81V80H84ZM103 81H105V80H102V82ZM126 81V80H125ZM131 81V82H130ZM144 81V80H143ZM172 81V80H171ZM180 81V80H179ZM192 81V80H191ZM73 82V81H72ZM75 82V81H74ZM73 82V83H74ZM107 82V81H106ZM110 82V81H109ZM114 82V81H113ZM127 82V81H126ZM161 82V81H160ZM186 82V81H185ZM71 83V82H70ZM76 83H77V81H76ZM88 83V82H87ZM89 83H91V82H89ZM166 83H168L167 81L165 82V83H163V84H165V85H167ZM172 83V82H171ZM180 83V82H179ZM201 83V82H200ZM67 84V83H66ZM72 84V83H71ZM78 85H79V83H77ZM82 84V83H81ZM93 84H95V82H93ZM93 84H92V86H93ZM115 84V83H114ZM160 84H162V83H159V86L160 87H162ZM168 84H170V83H168ZM175 84V83H174ZM193 84H194V82H193ZM89 85H91V84H89ZM127 85H128V83H127ZM139 85V84H138ZM137 84H136V86H138ZM148 85V84H147ZM77 86V85H76ZM75 86V87H76ZM82 86H84V85H82ZM135 86V85H134ZM143 86V85H142ZM141 85H140V87H142ZM149 86H150V84H149ZM148 86V87H149ZM176 86H177V84H176ZM176 86H174V88L176 87ZM179 86H181V84H179ZM185 86V85H184ZM192 86V85H191ZM197 86H199V85H197ZM201 86H203V85H201ZM55 87H57V89L55 88ZM65 87V86H64ZM63 87V88H64ZM71 87H74V86H71ZM99 87V86H98ZM106 87V86H105ZM104 87V88H105ZM128 86L126 87V88H129ZM133 87V86H132ZM131 87V88H132ZM140 87H138V89H137V91L140 89V90H143V88L141 89ZM144 87V86H143ZM147 87V86H146ZM155 87V86H154ZM164 87V86H163ZM166 87V86H165ZM169 88H170V86H168ZM63 88H62V90H63ZM66 88V87H65ZM65 88H64V91L63 92H61V94H63V96H61L62 98L64 97V93H66V92H68V91H65ZM78 88V87H77ZM80 88V87H79ZM83 88V87H82ZM82 88H80V89H82ZM84 88H85V86H84ZM117 88V87H116ZM124 88V87H123ZM159 88V87H158ZM177 88L178 87H176L175 89L177 90ZM188 88V87H187ZM216 88V87H215ZM67 89H68V87H67ZM74 89V88H73ZM97 89V88H96ZM102 89V88H101ZM133 89V88H132ZM134 89H135V87H134ZM146 89V88H145ZM162 89V88H161ZM164 89H166V88H164ZM174 89V90H175ZM181 89H184V87L183 88H181ZM191 89V88H190ZM195 89V88H194ZM202 89H203V87H202ZM70 90V89H69ZM76 90V89H75ZM103 90V89H102ZM105 90H107V89H105ZM112 90V89H111ZM114 90V89H113ZM123 90H125V89H123ZM127 90V89H126ZM147 90H148V88H147ZM146 90V91H147ZM157 90V89H156ZM184 90H186V88L184 89ZM184 90H182L183 92H184ZM197 90V89H196ZM200 90H201V88H200ZM207 90V89H206ZM211 90V89H210ZM59 91H61V87H60V89L58 90V94H59ZM89 91H92V90H89ZM93 91H95V90H93ZM117 91V90H116ZM120 91H122V90H120ZM128 91V90H127ZM134 90H132V92H133ZM170 91V90H169ZM178 91V90H177ZM176 91V92H177ZM179 91H181L180 89H179ZM215 91H216V89H215ZM218 91V90H217ZM72 92V91H71ZM74 92V91H73ZM86 92V91H85ZM123 92V91H122ZM125 92V91H124ZM135 92V91H134ZM152 92V91H151ZM163 92V91H162ZM172 92V91H171ZM194 92V91H193ZM206 92V91H205ZM208 92V91H207ZM253 92V91H252ZM69 93V92H68ZM88 93H90V92H88ZM113 93V92H112ZM120 93V92H119ZM149 93H150V91H149ZM173 93V92H172ZM178 93V92H177ZM176 93V94H177ZM181 93V92H180ZM217 93V92H216ZM234 93V92H233ZM232 93V94H233ZM250 93V92H249ZM57 94V95H58ZM61 94H59L58 96H57V98H59V96L61 95ZM75 94H77V93H75ZM75 94H71L72 96L74 95V97H75ZM116 94V93H115ZM125 94V93H124ZM128 94V93H127ZM139 94V93H138ZM169 94H170V92H169ZM174 94V93H173ZM179 94V93H178ZM183 94V93H182ZM208 94V93H207ZM241 94V93H240ZM85 95H86V93L84 94V96L83 97H85ZM102 95V94H101ZM101 95H100V98H101ZM104 95L105 94H103V96H102V99H103V97H104ZM112 95V94H111ZM110 95V96H111ZM113 95H114V93H113ZM117 95V94H116ZM142 95V94H141ZM145 95H147V93H145ZM148 95H150V94H148ZM147 95V96H148ZM154 95V94H153ZM159 95H160V92H159ZM162 95V94H161ZM187 95V94H186ZM209 95V94H208ZM207 95V96H208ZM216 95V94H215ZM56 96V95H55ZM81 96H82V94H81ZM93 96H95L96 97V95H93ZM106 96H107V94H106ZM109 96V95H108ZM107 96V97H108ZM143 96V95H142ZM146 96V97H147ZM158 96V95H157ZM196 96V95H195ZM233 96H234V94H233ZM237 96H239V95H237ZM241 96H242V94H241ZM240 96V97H241ZM248 96V95H247ZM53 97L55 98V99H53ZM70 97V96H69ZM87 97H90L89 95H87ZM86 97V98H87ZM95 97H93V98H95ZM99 97V96H98ZM121 97V96H120ZM119 97V98H120ZM127 97V96H126ZM133 97H135V96H133ZM141 97V96H140ZM150 97L152 98V96L150 95ZM159 97V96H158ZM157 97V98H158ZM163 97V96H162ZM209 97V96H208ZM217 97V96H216ZM220 97V96H219ZM225 97V96H224ZM239 97V98H240ZM253 97V96H252ZM251 97V98H252ZM65 98H68V96H66V94H65ZM71 98V97H70ZM76 98H77V96H76ZM78 98H82V97H78ZM115 98H117V97H115ZM136 98H138L137 96H136ZM156 98V99H157ZM169 98V97H168ZM172 98H174V96L172 97ZM175 98H177V97H175ZM188 98V97H187ZM189 98H191V97H189ZM189 98H188V100H189ZM234 98H236V96L234 97ZM248 98H250V97H248ZM35 99V100H34ZM60 99V101L61 102H63V104L64 103H66V102H64L63 100H61V98H59ZM58 99V100H59ZM64 99V98H63ZM73 99V98H72ZM83 99V98H82ZM82 99H80L81 101H82ZM97 99V98H96ZM114 99V98H113ZM127 99V98H126ZM130 98H128V101H129V103H131L130 102V100H129ZM134 99V98H133ZM132 98H131V100H133ZM206 99V98H205ZM208 99V98H207ZM245 102L248 100H246V98H242ZM258 98H256V100H257ZM262 99H264V98H262ZM58 100H56L57 102H58ZM74 100H76L75 102L76 103H78V99H75L74 98ZM74 100H71L72 102L74 101ZM91 100H92V98H91ZM99 100V99H98ZM105 100V99H104ZM142 100V99H141ZM150 100V99H149ZM159 100V99H158ZM163 100V99H162ZM175 100V99H174ZM192 100V99H191ZM232 100V99H231ZM235 100V99H234ZM239 100V99H238ZM250 100V99H249ZM254 100V99H253ZM59 101V102H60ZM81 101H79L80 103H81ZM109 101H110V99H109ZM108 101V102H109ZM115 101V100H114ZM117 101V100H116ZM143 101V100H142ZM152 101V100H151ZM154 101V100H153ZM236 101H237V98H236ZM255 101V100H254ZM57 102H56V104H57ZM60 102V103H61ZM71 102V105H64L63 107H64V109H65V112L63 111L64 109H61V107H59L61 110H62V112L64 113H61L60 114V116H62V118H61V124H63V123H65V121H66V123H65V125L63 126V125H61V124H59V125H61V127L60 128H57V126H59V125H57L56 126V129H54V132H55V130L57 131V129H58V132H57V137L56 136H54L55 134H56V132H55V134L53 135L54 137H56V138H54V140H50V139H48L52 134H51V132H48V133H50L51 135L47 138L46 136H47V133H45V131L44 130H42V131H40V133L42 132V134L41 135H43L42 137L44 138V134H43V131H44V133L46 134V136H45V138L43 139L42 137V139L43 140H41V142H40V144H38V145H40V146H38L37 145V143L35 144V146L37 145L38 147H39V151H40V153L38 152V148H36L35 150L38 152V154H29V152H28V148H26V147H21L20 148V141H19V138H21V137H19V136H22V135H20V133L17 131L18 129H10V127L8 128H4V129H1V127H0V150H1V153L2 152H5V155H3V153H2V155L4 156V159H3V156H2V159L4 160V161H2V165H0V188H3V190H5L4 192H3V194H2V196H0V202L2 203V204H4V206H5V208L7 209V210H3V212L5 213V215H4V213H3V216L4 217H6L7 216V218L10 220V221H7V222H9V224H8V227H3L2 225H1V221H0V227L2 226L3 227V229L2 230H5V228L6 229H16L17 227H19L21 224H23V223H25L24 225L26 226L27 225V223L28 222H32V219L30 220V213L28 214L27 212L29 211V209H30V211L31 210H33L34 208H36V207H32V208H30L29 206H30V199L32 198V197H35V196H38V200L39 199H41V200H44V201H47V202H49V203H52V202H55V201H57V202H55V203H59L60 202V204H61V207H59V208H62V206H63V203H66L65 204V206L67 205V206H70V208H72V210H70V208H69V210H70V212L72 213V212H78V214H80V213H82V216H78V214L76 215V213L74 214L75 216H78L79 217V219H77V221L78 222H76V220H74V221H70V219H69V221L70 222H66L65 220H64V222H65V224H66V229L64 230V231H62L61 229H63V228H60L59 226V228L58 227H56L55 225H51V224H48V223H46V222H48L50 219H48V218H51L52 219V216H49V215H51V214H53V212L51 211V210H49V212H51V214H49V212H48V214L49 215H47L48 217L46 218L45 216V213H46V211L47 210H45V213H44V215L42 214V212H44V204L46 203V202H43L42 201V203H41V201H38V203L40 202L41 204H42V209L41 210H43L42 212L41 211H38L42 216H44V217H42L43 219L45 218V220H46V222H45V224H43V222L45 221V220H40V221H42V222H38V223H42L43 225H45L44 226V228H45V231H47V233H48V235H46V237H44V236H40V234H41V232H40V234H39V238H38V241L40 240V242L42 241L43 242V244H45L44 242L45 241H43L45 238H47L48 236V238L47 239H45L46 240V242H48V244H47V247L49 246V248L52 246L51 244L49 245V241H47L48 239H52V240H54V242L55 243H62L63 244V246H62V248L61 249H59L58 250V253L60 254V253H66V255L67 256H82L84 253V255H86V253H89V255H94L93 257H96L95 258V260H93V259H91L93 262H94V264H106L107 262H108V260H110L111 261V258L112 259H114V258H116V257H114V256H116L117 254H119L120 253V250L119 251H116V248H118L119 247V249H120V246L122 245V243H124V242H122V240H124V238L121 240V237H123V235L120 237L119 235H118V233H117V230H116V232L115 231H112V232H110L111 230H112V228L114 227V225H112L113 227H111V230H109L108 231V226H111V224H115L114 222H116V221H118L119 220V216H120V218H121V221H119V222H121V223H123V220H124V222L125 223H123V225L125 224V228L126 229H128V230H133V231H135L134 233V235L135 236H139V235H136V234H139L140 233V236L141 235H143L142 236V238L141 237H138V239H143V240H145V239H149L148 240V242H146L147 240H145L144 242L145 243H149L150 244V240H152V239H150L151 238V235H152V238L154 237V235H153V233H151V231H152V228L150 229V233H149V230L148 231H146L145 233H149V235H146V237L144 236V233H143V231L145 230V229H149L150 227H151V225H153V224H149V222L148 221H150V220H147V219H149L151 216H154V215H156L157 216V218H158V215H160L162 218H164V215L167 213V212H169V210H173L174 208V210H176V207L178 206V204H179V202L180 201H182L186 196H189L188 194H193L192 193V191L194 190V188H195V186H196V182L197 181H200L202 178H203V176L205 175H207L208 173H206V174H204L205 172L204 171H202L200 168V165H198L199 166V171H202V172H199L198 170H197V172L195 171V170H193L192 169V167H195V166H193V162L194 161H197V163L196 164H201L202 165V163H198V162H200V160L201 159H196V160H192L191 158H194V156L192 157V155H191V153L189 154L188 153V156H187V154L185 155V151H188V150H192V149H185L184 147H181L180 145H181V141L179 140V142H178V140H177V138H175V141L177 140V142H175V141H168L167 139H165V137L164 136H166V138H169V134H172L173 136H171V137H174L175 135V132H174V134H173V131H171V130H169L170 132H168L167 131V129L164 127V126H162V125H164V124H160L161 126H162V129H163V127L165 128V131L167 132V133H169V134H165L164 136H163V131H161L160 132V130H161V128L160 129H158L157 130V128H155L156 127V125H155V127H153V126H151L150 124H152V122L150 123V124H148L147 123V121H145V119H141V118H139V120L137 119H135V120H133V121H131V124L133 123V127H132V125L131 124H129V125H131V127L132 128H134L135 129V127L134 126H136V128H137V130H134L133 132L134 133H130V132H132V131H130V130H132V128L129 126V128H131V129H128L127 128V126H128V124L127 123H129L128 121H127V123H124L123 121H120L121 123H122V125H124V127H122V125H120L121 123L120 122H117V123H120L119 125L122 127V129L123 128H125L124 130H126L125 132H124V135L125 134H127V133H130V135L131 134H133V135H131L132 137H129V134H127L126 136L128 137V139L130 138V140L132 141V139L134 140V145L132 144L133 143V141L131 142V144H132V146L133 147H135L136 148V151H135V148H132L130 151H132L133 149H134V154H133V152L132 153H129V148L127 149V151H126V154H125V152L123 151V149L122 148H120V144H118L117 142L119 141V143L122 141V140H125V141H127L126 139V137L125 136H122L123 137V139L121 140L120 139V135H122V132L120 133V135H116L117 134V132L116 131H118V130H116V129H119V127L117 128L116 127V125H115V123L116 122H114L113 121V123L112 124H114L113 126L114 127H116V129L114 128V127H112L111 126V122H112V119L114 120V118H117V117H113L112 116V118H111V116L109 117L110 119V121L108 120L107 121V117L109 116V114L110 115H112L111 113H109V112H107V115H105V114H102V113H104V112H106V110L104 111V112H99V113H101L100 114V116L102 115H105V117L102 119V118H98V117H100L99 116V114H98V116L97 115H95V116H93L90 120H84L83 118H80L79 119V117L80 116H83V117H85L86 116V114H90L92 111H93V114H95V112H94V110H96L97 108H98V111H99V109L100 108H102L101 107V105H103L102 103H101V105H100V103H99V107H97L96 108V105H95V107H84L85 105H83L82 103V105H83V107H79V106H81V105H77L75 102H74V104ZM85 102V101H84ZM91 102V104H92V101H90ZM99 102V101H98ZM108 102H106V103H108ZM119 102V101H118ZM133 102V101H132ZM200 102V101H199ZM238 102V101H237ZM240 102H241V100H240ZM243 102V101H242ZM248 102V101H247ZM250 102H252V101H250ZM259 102V101H258ZM59 103V104H60ZM87 103H88V101H87ZM110 103H111V101L109 102V105H110ZM115 103V102H114ZM121 103V102H120ZM119 103V104H120ZM138 103V102H137ZM145 103V102H144ZM225 103V102H224ZM256 103V102H255ZM255 103H252V104H255ZM67 104V103H66ZM85 104V103H84ZM93 104H95V103H93ZM92 104V105H93ZM113 104V103H112ZM111 104V105H112ZM115 104H117V103H115ZM125 104H128L127 102L125 103ZM132 104V103H131ZM142 104H143V102H142ZM148 105H150L149 103H147ZM174 104V103H173ZM173 104H171L170 103V105H173ZM236 104V103H235ZM248 104H249V102H248ZM257 104V103H256ZM259 104V103H258ZM257 104V105H258ZM60 105H62V104H60ZM109 105H107L108 107H110ZM122 105V104H121ZM121 105H119V106H121ZM134 105V104H133ZM135 105H137L136 104V102H135ZM139 105V104H138ZM138 105H137V107H138ZM247 105V104H246ZM23 106V107H24ZM29 106V107H30ZM35 106V107H36ZM37 106V107H38ZM41 106H40V108H41ZM47 106V105H46ZM50 106V105H49ZM53 106V105H52ZM54 106H55V104H54ZM53 106V107H54ZM58 106V105H57ZM56 106V107H57ZM115 106V105H114ZM113 105L111 106V107H114ZM119 106H118V108H119ZM126 106V105H125ZM128 106H130V105H128ZM127 106V107H128ZM143 105H139V107H142ZM145 106H147L146 104H145ZM235 106V105H234ZM241 106V105H240ZM30 107V108H31ZM51 107V106H50ZM56 107H54L55 109H58V108H56ZM62 107V108H63ZM67 107V108H66ZM104 107V106H103ZM106 107V106H105ZM107 107V108H108ZM123 107V106H122ZM121 107V108H122ZM131 107H132V105H131ZM133 107H135V106H133ZM136 107V108H137ZM149 107V106H148ZM145 108V111L147 110H150L149 108ZM178 107V106H177ZM30 108H29V110H30ZM115 108H117V106H115ZM115 108L113 109V110H115ZM125 108V107H124ZM143 108V107H142ZM157 108H159V107H157ZM28 109V108H27ZM32 109V108H31ZM52 109V108H51ZM59 109V110H60ZM109 109V108H108ZM123 109V108H122ZM130 109V108H129ZM129 109H127V111L129 112ZM139 109V108H138ZM138 109H136V110H138ZM144 109V108H143ZM159 109H161V106H160V108ZM158 109V110H159ZM163 109V108H162ZM166 109H167V106H166ZM18 110V109H17ZM20 110V109H19ZM18 110V112H20ZM23 110V109H22ZM26 110V109H25ZM38 109H36V111H37ZM47 110V109H46ZM49 110V109H48ZM47 110V111H48ZM53 110V109H52ZM118 110H121V109H118ZM140 110V109H139ZM154 110V109H153ZM42 112L44 111L43 109L41 110ZM46 111V112H47ZM100 111H103V110H100ZM109 111V110H108ZM116 111V110H115ZM124 111V110H123ZM143 111V110H142ZM142 111H140V112H142ZM167 111V110H166ZM177 111V110H176ZM180 111V110H179ZM17 112V113H18ZM33 112V111H32ZM37 112H40V111H37ZM37 112H36V114H37ZM69 112H70V114H69ZM122 112V111H121ZM121 112H120V115H121V117L123 118V115L121 114ZM128 112H126V113H128ZM137 112V111H136ZM139 112V113H140ZM151 112V111H150ZM155 111H153V113H154ZM160 112H161V110H160ZM174 113H175V110L173 111ZM178 112V111H177ZM185 112H187V111H185ZM189 112V111H188ZM21 113V112H20ZM25 113V112H24ZM23 113V114H24ZM28 113V112H27ZM44 113H45V111H44ZM48 113H49V111H48ZM98 113V112H97ZM96 113V114H97ZM114 113L115 112H113V115H114ZM134 113H135V110H134ZM142 113H144V115H145V112H142ZM141 113V114H142ZM148 113H149V111H148ZM167 113V112H166ZM170 113H171V111H170ZM179 113V112H178ZM12 114L14 115V116H16V114H14V113H12L11 112V115L10 116H12ZM26 114V113H25ZM24 114V115H25ZM33 114V113H32ZM36 114L34 115V116H36ZM40 114H42V113H40ZM40 114H38V115H40ZM50 114H53V113H50ZM56 114V113H55ZM58 115H59V112L57 113ZM92 114V115H93ZM115 114H117V113H115ZM124 115H126L125 113H123ZM133 114V113H132ZM137 114H138V112H137ZM136 114V115H137ZM152 114V113H151ZM162 114V113H161ZM182 114V113H181ZM193 114V113H192ZM28 115V114H27ZM44 115V114H43ZM47 115V114H46ZM69 115V116H68ZM87 115V116H88ZM120 115H118L119 117H120ZM128 115V114H127ZM129 115H130V112H129ZM135 115V114H134ZM139 115V114H138ZM143 115V114H142ZM141 115V116H142ZM149 115H150V113H149ZM157 115H159V114H157ZM169 115V114H168ZM171 115H172V113H171ZM175 115V114H174ZM174 115H172V117H174ZM190 115V114H189ZM194 115V114H193ZM18 116H19V114H18ZM22 115L20 114V117H21ZM28 116H30V115H28ZM33 116V117H34ZM45 116V115H44ZM52 116V115H51ZM51 116H48V117H51ZM77 116H79L77 119H75V117H77ZM89 116H91V114L89 115ZM88 116V117H89ZM131 116V115H130ZM140 116V117H141ZM155 116H156V113H155ZM170 116V115H169ZM168 116V119L167 120H169V118H171V116L169 117ZM186 116V115H185ZM237 116H239V115H237ZM41 117H43V116H41ZM41 117H37V118H41ZM118 117V118H119ZM128 117V116H127ZM143 117V116H142ZM157 117V116H156ZM161 116H159V117H157V119H159ZM165 117H167V115L165 116ZM176 117V116H175ZM178 117H180V116H178ZM181 117H182V115H181ZM188 117V116H187ZM232 117V116H231ZM235 117V116H234ZM15 118V117H14ZM24 118H26V117H23V120H24ZM32 119L31 117H28L27 118V120L28 119ZM51 118H53V116L51 117ZM54 118H58V119H60L59 118V116H54ZM53 118V119H54ZM98 118V119H97ZM135 118V117H134ZM145 118V117H144ZM146 118H149L148 116H146ZM151 118H153V117H151ZM162 118V117H161ZM189 119H191V115L188 117ZM193 118V120H194V117H192ZM197 118V117H196ZM205 118V117H204ZM203 118V119H204ZM229 118V117H228ZM17 119V118H16ZM18 119H19V117H18ZM29 119V120H30ZM46 119V118H45ZM51 120L50 119V121H49V123H50V125H52L51 123H52V121H54V120H56V119H54V120ZM58 119H57V121H58ZM73 119H75V120H77V121H75L74 123L72 122V124H71V122H69V121H73ZM97 120V121H95V123H93V121L92 120ZM102 119V120H101ZM104 119H106V121L104 120ZM156 119V118H155ZM166 119L164 120V119H160V120H164L163 122H166ZM176 118H173V120H175ZM180 118H178V121H181V123H182V120L184 119H182V120H179ZM188 119V120H189ZM209 119V118H208ZM234 119V118H233ZM12 120H14V119H12ZM33 120H35V119H32V121ZM40 120V119H39ZM118 120H122V119H118ZM117 119H116V121H118ZM125 120V119H124ZM151 119L149 118V121H150ZM154 120V119H153ZM152 120V121H153ZM177 120V119H176ZM185 120V123H186V118L184 119ZM192 120V119H191ZM196 120V121H195ZM194 121H192V122H194V123H196L199 119H195ZM206 120V119H205ZM15 121V120H14ZM37 121V120H36ZM42 121V120H41ZM154 121H157V120H154ZM178 121H173L174 122V124L176 125V122L177 123H179ZM231 121V120H230ZM236 121V120H235ZM242 121V120H241ZM3 122V124H1ZM13 122V121H12ZM24 122V121H23ZM38 122H40V121H38ZM43 122V121H42ZM54 122H56V121H54ZM67 122H69V123H67ZM126 122V121H125ZM158 122V121H157ZM168 122H171V119L168 121ZM168 122H166V123H168ZM172 122V123H173ZM191 122V121H190ZM191 122V123H192ZM199 122V121H198ZM201 122H203V121H201ZM31 123H33V122H31ZM35 123H37V122H35ZM45 123H47L46 121H45ZM58 123H59V121H58ZM57 122L56 123H54L55 125L56 124H58ZM184 123V122H183ZM243 123V122H242ZM28 124V123H27ZM43 124V123H42ZM126 124H127V126H126ZM169 124V123H168ZM180 124V123H179ZM193 124V123H192ZM204 124V123H203ZM232 124V123H231ZM234 124V123H233ZM237 124V123H236ZM7 125H5V126H7ZM15 125V124H14ZM18 125H20V124H18ZM26 125V124H25ZM30 125H32V124H30ZM30 125L28 126L29 128H30ZM35 125V124H34ZM40 125V124H39ZM38 125V126H39ZM55 125H53V126H55ZM173 125V124H172ZM174 125V126H175ZM196 125V124H195ZM197 125H200L201 126V124H199V123H197ZM17 126V124L15 125V127ZM22 128H23V125H20ZM20 126H17V128L18 127H20ZM26 126V127H27ZM43 126V125H42ZM42 126H40V127H42ZM48 126H49V124H48ZM180 126V125H179ZM14 126L13 127H11V128H15ZM27 127V128H28ZM32 127H34V126H32ZM40 127L38 128V129H40ZM121 127H120V129H121ZM167 128L168 127H170V126H166ZM173 127V126H172ZM171 127V128H172ZM178 127V126H177ZM189 127V126H188ZM234 127V126H233ZM25 128V127H24ZM27 128H25V129H27ZM46 128V127H45ZM49 128V127H48ZM47 128V129H48ZM51 128V127H50ZM53 128H55V127H53ZM112 128V130L116 133H114L112 130H110ZM179 128V127H178ZM185 128H186V124H185ZM190 128H191V126H190ZM194 128V127H193ZM33 129H35V128H33ZM32 129V131L33 132H35L34 130ZM46 129V130H47ZM127 129H128V132H127ZM170 129V128H169ZM49 130V129H48ZM47 130V131H48ZM123 130V131H124ZM172 130H173V128H172ZM175 130V129H174ZM178 130V129H177ZM187 130V129H186ZM200 130V129H199ZM205 130V129H204ZM29 131V130H28ZM31 131V130H30ZM29 131V132H30ZM50 131H52V133H54L53 132V130L51 129ZM120 131V130H119ZM122 131V130H121ZM188 131H190L189 129H188ZM207 131V130H206ZM209 131V130H208ZM28 132V133H29ZM37 132V131H36ZM154 132H155V134H154ZM201 132V131H200ZM209 132H211V131H209ZM25 133V132H24ZM37 133H39V131L37 132ZM39 133V134H40ZM118 133V134H119ZM151 133V134H150ZM153 133V134H152ZM178 133V132H177ZM180 133H182L181 131H180ZM194 133V132H193ZM196 133V132H195ZM199 133V132H198ZM212 133V132H211ZM23 134V133H22ZM31 134V136H32V132L30 133ZM38 134V135H39ZM207 134V133H206ZM27 135V134H26ZM36 134H34L33 136H35ZM49 135V134H48ZM178 135H180V134H178ZM183 135V134H182ZM190 135V139L191 140H194V138L192 139V134H189ZM30 136V135H29ZM28 135L26 136V137H29ZM115 136H119V139H116L115 138ZM194 136H196V135H194ZM209 136V135H208ZM212 136H213V134H212ZM19 137V138H18ZM37 137H39L40 138V136H37ZM52 137V136H51ZM50 137V138H51ZM121 137V138H122ZM126 139H125V138ZM171 137H170V139H171ZM176 137V136H175ZM186 137H188V136H186ZM204 137H206L205 135H204ZM210 137V136H209ZM232 137V136H231ZM38 138V140H40ZM118 138V137H117ZM132 138V139H131ZM182 139L183 138V136H182V138L181 137H178V139ZM185 138V137H184ZM183 138V139H184ZM196 138H198V137H196ZM196 138H195V140L194 141H197L196 140ZM224 138V137H223ZM226 138V137H225ZM228 138V137H227ZM256 138H258V137H256ZM24 139V138H23ZM115 139L117 140L116 142H115ZM174 139V138H173ZM188 139V138H187ZM202 139V138H201ZM212 139V138H211ZM214 139V138H213ZM24 140H26V139H24ZM32 140V139H31ZM37 140V139H36ZM36 140H34L33 139V141H30V143L32 144H29V143H27L28 145L27 146H30V147H34V145H33V143H34V141L36 142ZM37 140V141H38ZM130 140H128V141H130ZM185 141H186V139H184ZM191 140H190V142H191ZM217 140V139H216ZM22 142H23V140H21ZM27 142L29 141L28 140V138H27V140H26ZM25 141V142H26ZM188 141V140H187ZM193 141V142H194ZM200 141V140H199ZM205 141V140H204ZM212 141V140H211ZM234 141V140H233ZM206 142V141H205ZM213 142V141H212ZM234 142H236V141H234ZM117 143V144H116ZM126 144L128 143V146H131V144H129L130 142H125ZM183 144H184V142H182ZM230 143V142H229ZM260 143V142H259ZM123 143H121V147H123V146H125V144L124 145H122ZM189 145H190V143H188ZM198 144V143H197ZM205 144V143H204ZM231 144H232V142H231ZM237 144V143H236ZM258 144V143H257ZM186 145V144H185ZM191 145H193V143L191 144ZM241 145V144H240ZM182 146H184V145H182ZM196 146V145H195ZM232 146H233V144H232ZM235 146V145H234ZM259 146V145H258ZM32 147V148H33ZM188 147H191V146H188ZM194 147V146H193ZM198 147V146H197ZM205 147V146H204ZM207 147V146H206ZM125 148H127V147H125ZM124 148V149H125ZM210 148H211V145H210ZM209 148V149H210ZM213 148V147H212ZM226 148V147H225ZM260 148V147H259ZM49 149H51L50 150V152H49ZM183 149H185V151L183 150ZM204 149V148H203ZM228 149V148H227ZM233 149V148H232ZM257 149V148H256ZM196 150V149H195ZM200 150V149H199ZM208 150V149H207ZM212 150V149H211ZM215 150V149H214ZM213 150V151H214ZM220 150V149H219ZM231 150V149H230ZM46 152L47 154L44 156L42 153L43 152ZM198 151V150H197ZM203 151H206V150H203ZM209 151V150H208ZM234 151V150H233ZM258 151V150H257ZM33 152V151H32ZM44 152V153H45ZM192 152V151H191ZM195 151H193L192 152V154L194 153ZM200 152H202V151H199V153ZM207 152V151H206ZM210 152V151H209ZM222 152V151H221ZM230 152V151H229ZM236 152H239V151H236ZM49 153V154H48ZM187 153V152H186ZM211 153H213V152H211ZM228 153V152H227ZM130 154V155H129ZM196 154V153H195ZM220 154V153H219ZM244 154V153H243ZM191 155V158L189 157ZM194 155V154H193ZM208 155H210V154H206V155H202L203 157H209V158H207L208 160H209V162H210V164L212 163L211 161H213V160H215V159H213V154L212 155H210V156H212V160H211V157L210 156H208ZM227 155H229V154H227ZM231 155V154H230ZM229 155V157H231ZM242 155V154H241ZM1 156H0V158H1ZM239 156V155H238ZM247 156V155H246ZM245 156V157H246ZM203 157H201V158H203ZM218 157H221L222 158V153H221V155L220 156H218ZM243 157V156H242ZM220 158V159H221ZM239 158V157H238ZM205 159V158H204ZM207 159H205V160H207ZM219 159V160H220ZM246 159V158H245ZM218 159L216 158V163L214 162L212 165H217V167L219 166L218 164H217V161ZM237 160V159H236ZM239 160V159H238ZM243 160V159H242ZM19 161V162H18ZM44 161H46L45 162V168L42 170V171H40L41 169H42V167H43V163H44ZM220 161H222V160H220ZM0 162H1V160H0ZM202 162H204V160L202 161ZM228 162V161H227ZM231 162V161H230ZM229 162V163H230ZM238 162V161H237ZM248 162V161H247ZM207 163V162H206ZM258 163V162H257ZM196 164H194V165H196ZM204 164V163H203ZM209 163H207V165H208ZM220 164V163H219ZM222 164V163H221ZM204 166V165H203ZM208 166H210V165H208ZM221 166V165H220ZM246 166V165H245ZM205 168L207 167L206 165L204 166ZM216 167V166H215ZM224 167V166H223ZM237 167V166H236ZM260 167V166H259ZM262 167V166H261ZM264 167V166H263ZM203 168V167H202ZM212 168H213V166H212ZM220 168V167H219ZM219 168H218V170H219ZM244 168V167H243ZM253 168V167H252ZM210 169H211V167H210ZM214 169V168H213ZM216 169V168H215ZM224 169V168H223ZM250 169V168H249ZM256 169V168H255ZM258 169H260V168H258ZM208 170V169H207ZM206 169H205V171H207ZM220 170H222V168H220ZM240 170H241V168H240ZM247 170V169H246ZM250 170H252V169H250ZM261 170H262V168H261ZM213 171V170H212ZM236 170H234V172H235ZM258 171V170H257ZM260 171V170H259ZM263 171V170H262ZM262 171H260V172H262ZM38 172H39V174H38ZM207 172H209V171H207ZM218 172V171H217ZM227 172V171H226ZM255 172V171H254ZM243 173V172H242ZM245 173V172H244ZM256 173V172H255ZM12 174H13V176H12ZM214 174V173H213ZM224 174V173H223ZM249 174H251V172L249 173ZM216 175V174H215ZM237 175V174H236ZM259 175V174H258ZM260 175H262V174H260ZM264 175V174H263ZM213 176V175H212ZM217 176V175H216ZM223 176V175H222ZM225 176V175H224ZM235 176V175H234ZM238 176H240V175H238ZM242 176V175H241ZM244 176V175H243ZM250 176V175H249ZM255 176H256V174H255ZM18 177V178H17ZM209 177V176H208ZM248 177V176H247ZM251 177V176H250ZM264 177V176H263ZM20 178V179H19ZM214 178V177H213ZM222 178V177H221ZM228 178V177H227ZM238 178H240V177H238ZM242 178H245V177H242ZM253 178H255V177H253ZM257 178V177H256ZM259 178V177H258ZM260 178H261V176H260ZM215 179V178H214ZM219 179V178H218ZM252 179V178H251ZM262 179V178H261ZM203 180V179H202ZM207 180V179H206ZM245 180V179H244ZM250 180V179H249ZM257 180H260V179H257ZM256 180V184H257V181ZM264 180V179H263ZM12 181H14V183H16L15 184V188H11V186H12V184H14V183H12ZM16 181V182H15ZM204 181V180H203ZM219 181V180H218ZM238 181V180H237ZM239 181H241V180H239ZM247 181V180H246ZM261 181V180H260ZM20 183H21V185L25 188V187H27V188H29L28 190H27V192H26V189H23V190H25V193H23V192H21V191H23V190H19V187H21V185H20ZM26 183L27 184V186H24V184ZM239 183H242V182H239ZM251 183H253L252 182V180H251ZM250 183V184H251ZM261 183V182H260ZM259 183V184H260ZM224 184V183H223ZM262 184H264V182H262ZM201 185V184H200ZM230 185V184H229ZM237 185V184H236ZM246 185V184H245ZM244 185V186H245ZM255 185V184H254ZM253 185V186H254ZM231 186H234V185H231ZM238 186H239V184H238ZM249 186V185H248ZM16 187H18V190L16 189ZM197 187V186H196ZM241 187V186H240ZM240 187H235V188H237L238 190H239V188ZM242 187H243V185H242ZM219 188V187H218ZM224 188V187H223ZM249 188H251V187H249ZM248 188V189H249ZM20 189H22V188H20ZM242 189H245V188H242ZM247 189V188H246ZM223 190V189H222ZM236 189H234V191H235ZM256 190V189H255ZM262 190V189H261ZM260 190V191H261ZM20 191V192H19ZM221 191V190H220ZM224 191L226 192L227 190H225L224 189ZM242 191V190H241ZM240 191V192H241ZM245 191V190H244ZM248 191H250V189L248 190ZM263 191V190H262ZM224 192V193H225ZM243 192V191H242ZM246 192V191H245ZM5 193V194H4ZM195 193V192H194ZM223 193V194H224ZM227 193H228V191H227ZM247 193V192H246ZM250 193V192H249ZM214 194H216V192L214 193ZM218 194V193H217ZM222 194V195H223ZM236 194H237V192H236ZM239 194V193H238ZM226 195V194H225ZM243 195H245V197H246V194H244V192H243ZM29 196H31L30 198H28ZM227 197L229 196V195H226ZM225 196V197H226ZM232 196V195H231ZM231 196H230V198H231ZM248 196V195H247ZM249 196H250V194H249ZM39 197H41V198H39ZM43 197V198H42ZM226 197V198H227ZM238 197V196H237ZM243 197V196H242ZM242 197H241V199H242ZM244 197V198H245ZM26 198H28V199H26ZM37 198V197H36ZM226 198H224V199H226ZM235 198V197H234ZM124 199H128L129 201H131V202H133V204H132V208L135 206V210H134V212H132V213H134V214H132L131 212H124V213H121L120 214V207L118 208H115L116 206H117V203L118 204H120L122 201L123 202H125L124 201ZM187 199V198H186ZM223 199V198H222ZM231 199H233V196H232V198ZM240 199V200H241ZM32 200V199H31ZM228 200H229V198H228ZM245 200V199H244ZM33 201H37V200H34L33 199ZM129 201H127V202H129ZM225 201V200H224ZM243 201V200H242ZM213 202H214V200H213ZM223 202V201H222ZM221 202V200H220V203H222ZM227 202V201H226ZM229 202V201H228ZM237 202V201H236ZM36 203V202H35ZM130 203V202H129ZM129 203H128V206H129ZM220 203L218 204L217 202H216V204H218V206L219 207H215L216 209H213V212L211 213V214H213V213H218L217 215H216V218H214V219H212V217H211V220H206L207 222H203V224L201 225L200 223H202L201 221H196V220H193L192 222L191 221H189V220H191L192 218H188L189 220V222L190 223H187L188 225H186V226H188V230H189V228L191 227V228H193L192 230L193 231H199V230H201L202 231V228L203 229H205V227H201V226H206V227H209L208 229H210V227H212V226H216L217 225V227H218V224L219 223H221V220H220V218L223 216V213L224 212H227L228 210H227V208L225 209L224 207H226L225 206V204H227V203H225L224 204V206L222 207V205L220 206ZM230 203V202H229ZM228 203V204H229ZM238 203V202H237ZM259 203V202H258ZM47 204V203H46ZM46 204H45V206H46ZM54 204V203H53ZM60 204H59V206H60ZM124 204V203H123ZM126 204V203H125ZM176 204H177V206H176ZM231 204H232V202H231ZM231 204H230V206H231ZM239 204V203H238ZM238 204H237V206H238ZM241 204H242V202L240 203V206H241ZM0 206H1V204H0ZM4 206H2V208H4ZM15 207L16 209H18V211L19 210H21L22 212H23V210L24 211H27V212H24V213H26L25 214V216L23 215H21V216H18L17 217V215L16 216H12L11 217V214H9V212H11L10 211V207H11V209H12V207ZM33 206H35V204H33ZM36 206H38V204H36ZM48 206H49V204H48ZM55 206H56V204H55ZM121 206H122V203H121ZM174 206H176V207H174ZM229 206V207H230ZM243 206H244V204H243ZM261 206H262V204H261ZM263 206H264V203H263ZM40 206H38V208H39ZM52 207V208H51ZM124 207V206H123ZM174 207V208H173ZM220 207H222V208H220ZM228 207V208H229ZM232 207V206H231ZM239 207V206H238ZM26 208H27V210H26ZM29 208V209H28ZM47 208V207H46ZM45 208V209H46ZM49 208H51L52 210L54 209V210H56L57 208H55V207H53V206H50ZM66 208H68V207H66ZM131 208V209H132ZM172 208V209H171ZM177 208H179V207H177ZM223 208H224V210H223ZM116 209V210H115ZM123 209V208H122ZM129 209V208H128ZM127 209V210H128ZM220 209H221V211H220ZM235 209V208H234ZM40 210V209H39ZM59 210H64V212L65 211H67V209H59ZM93 211V212H95L96 210H98L97 212H104L105 214H106V216H105V220L107 221V222H105V224H106V226L107 227H105L106 228V230L103 228H100V226H98V224H97V222H94V220L93 219H95V218H93V217H91L92 215H93V212H92V215H91V212H90V214L89 213H87V212H89V211ZM118 210V211H117ZM133 210V209H132ZM173 210V211H174ZM195 210V209H194ZM197 210V209H196ZM222 210L224 211V212H222ZM227 210V211H226ZM230 210V209H229ZM233 210V209H232ZM238 210V209H237ZM236 210V211H237ZM17 211V210H16ZM20 211V213L21 214H24V213H22ZM29 211V212H30ZM33 211H35V210H33ZM124 211V210H123ZM128 211H130V210H128ZM0 212L2 213V209L0 210ZM35 212H37V211H35ZM35 212H32V217H33V219H34V217L37 215ZM37 212V213H38ZM69 212V211H68ZM69 212V214H71ZM117 212H119V213H117ZM122 212V211H121ZM171 213H172V211H170ZM169 212V213H170ZM178 212H180L179 210H178ZM191 212V211H190ZM199 212V211H198ZM221 212V213H220ZM234 212V211H233ZM233 212H231V213H233ZM0 213V215H2ZM33 213L34 214H36L35 216H33ZM55 213H59V211L57 210ZM63 213V212H62ZM67 213V212H66ZM96 213V212H95ZM129 213V214H128ZM131 213V214H130ZM171 213H170V215H171ZM174 213L175 212H173V214L171 215V216H173V218L172 217H168V219H173L174 220V218H175V220H179L178 218H177V216H180L179 218H181V214H179V215H177L176 213V217L174 216ZM13 214V213H12ZM17 214H18V212H17ZM86 214H89V215H91L90 217H88V215H86ZM100 214V213H99ZM185 214V213H184ZM188 214H189V212H188ZM204 214V213H203ZM210 214V215H211ZM219 214H220V216H219ZM20 215V214H19ZM39 215V214H38ZM37 215V216H38ZM56 215V214H55ZM55 215H53V219L51 220V222L53 221V220H55V218H57V217H55L54 218V216ZM63 215H65V213H63ZM63 215H61L62 217H63ZM97 215V214H96ZM103 215V214H102ZM167 215H168V213H167ZM215 215V214H214ZM240 215H241V213H240ZM57 216V215H56ZM71 215H69V217H70ZM72 216H73V213H72ZM87 216V217H86ZM125 216V217H124ZM156 216H154V219L156 218ZM187 216V215H186ZM212 216V215H211ZM218 216V217H217ZM229 216V215H228ZM4 217H1L2 218V221L4 220L5 222H6V218H4ZM40 217V215H39V218H41ZM65 217V216H64ZM66 217H67V215H66ZM99 217V216H98ZM166 217V216H165ZM166 217V218H167ZM188 217V216H187ZM205 217V216H204ZM0 218V219H1ZM39 218H37V219H39ZM61 218V217H60ZM91 218H93V219H91ZM160 219V217H159V220H156L157 221V224H159V222L158 221H161V222H164L165 220H163V219ZM223 218H224V216H223ZM238 218V217H237ZM48 219V220H47ZM64 218H62L61 219V221L63 220ZM72 219H76L75 217H72ZM100 219V218H99ZM146 219V220H145ZM167 219V220H168ZM205 219V218H204ZM203 219V220H204ZM58 221H59V215H58V219H57ZM101 220H102V216H101ZM116 220V221H115ZM163 220V221H162ZM166 220V221H167ZM172 220V221H173ZM245 220V219H244ZM248 220V219H247ZM24 221V222H23ZM26 221H27V223H26ZM60 221V222H61ZM91 221V223L92 224H89V222ZM97 221V220H96ZM114 221V222H113ZM166 221H165V223H166ZM169 221H171V220H169ZM172 221H171V223H172ZM181 221V220H180ZM180 221H179V223H180ZM223 221V220H222ZM11 222V223H10ZM22 222V223H21ZM33 222H36L37 223V221H34L33 220ZM50 222V223H51ZM57 222V221H56ZM60 222H58V224L60 223ZM103 222V221H102ZM102 222H98V223H102ZM113 222V223H112ZM146 222H147V224L150 226V227H146L147 226V224H146ZM176 222V221H175ZM16 225H14V224ZM37 223V224H38ZM63 223V222H62ZM108 223V224H107ZM109 223H110V225H109ZM117 223V222H116ZM143 223H145V226H144V224ZM165 223H163V224H160L161 226L162 225H165ZM178 223V224H179ZM182 223V222H181ZM185 223H186V220H185ZM4 224H7V223H4ZM3 224V225H4ZM11 224V226L12 225H14L15 226V228H14V226H12V227H10L9 225ZM17 224H19L18 226H17ZM36 224V225H37ZM55 224V223H54ZM65 224L63 223V225L65 226ZM83 224H86L85 226H87V227H90V229H94V230H96L97 231V233L98 232H105L106 233V235H105V233L103 234L104 236H105V238H103V235L102 236H100V238L102 237V241H101V243L100 244H96V246L95 245H92V246H89V244H91V243H88V245L87 246H85V243H83V240H85V238L84 239H79L78 238V236H79V233L77 232L81 227L82 228H84L85 229V227H83ZM105 224H102V225H105ZM166 224H170V222H167ZM173 224H174V221H173ZM183 224H184V222H183ZM182 224V225H183ZM223 224V223H222ZM34 225V224H33ZM33 225H32V228H33ZM39 225V224H38ZM41 225V224H40ZM57 225V224H56ZM100 225V224H99ZM102 225H101V227H102ZM116 225V224H115ZM120 225V224H119ZM118 225V226H119ZM154 225H156V224H154ZM153 225V226H154ZM159 225V226H160ZM172 225V224H171ZM177 225V224H176ZM180 225V224H179ZM201 225V226H200ZM220 225V224H219ZM22 227L20 228V229H22V228H24L23 227V225H21ZM54 226L55 227V230H60V232H59V230H58V232L56 233V231L55 232H53L52 231V229H54V228H52V227ZM61 226V225H60ZM63 226V227H64ZM152 226V227H153ZM161 226L160 227H157V225H156V227H157V230H158V228H159V230H158V232H155V230H153L152 232H154V233H156V238L158 239V236H160L161 234H163L162 233V231H163V229L165 228H161ZM166 226V225H165ZM174 226H175V224H174ZM249 226V225H248ZM86 227V229H88ZM156 227L155 228H153V229H156ZM181 227V226H180ZM35 229H37V227L35 226L34 227ZM44 228H43V230H44ZM58 228V229H57ZM69 228H72V229H69ZM115 228V227H114ZM113 228V229H114ZM124 228V229H125ZM160 228L162 229V231H160ZM177 228H178V226H177ZM11 229V230H12ZM27 229V228H26ZM39 229H41V226L39 227ZM110 229V228H109ZM167 229V228H166ZM165 229V231L166 232H168V230H166ZM195 229V230H194ZM215 229V228H214ZM217 229V228H216ZM248 229V228H247ZM11 230H10V232L9 233H11ZM32 230V229H31ZM30 230V231H31ZM34 230V229H33ZM73 230V231H72ZM74 230L76 231V232H74ZM82 230V229H81ZM89 230V229H88ZM101 230V231H100ZM180 230V229H179ZM187 230V231H188ZM207 230V229H206ZM1 231V230H0ZM27 231V230H26ZM25 231V232H26ZM36 231H39V230H36ZM66 231V233H64ZM83 231V230H82ZM85 231V230H84ZM95 231V232H96ZM161 232V234H159L160 232ZM170 232H172L171 230H169ZM176 231H177V229H176ZM183 232H184V230H182ZM187 231H185L184 233L188 236V237H190L189 236V234L191 233V232H193V231H191V230H189L190 232L188 233ZM195 231V232H196ZM201 231H199V232H201ZM205 231V230H204ZM219 231V230H218ZM247 231V230H246ZM2 232H4V231H2ZM2 232H1V234H2ZM6 232H8L7 230H6ZM5 232V233H6ZM23 232H24V230H23ZM22 232V233H23ZM28 232V231H27ZM33 232V231H32ZM43 233H46V232H44V231H42ZM86 232V231H85ZM89 232V231H88ZM90 232H91V230H90ZM95 232H93V233H95ZM123 232H124V230H123ZM142 232V233H141ZM166 232H164V233H166ZM169 232V233H170ZM195 232H193V233H195ZM22 233L21 232H19V230L17 229V230H15V232L14 231H12V234L9 236L10 237V242L12 243V245L11 246H9V247H4V249L3 250H1L0 249V254H2V253H4V254H7V255H17V256H21L20 258H22V257H26V256H28V255H30V256H32V255H34V254H43L45 251H42V250H40V248L38 247V246H40L38 243H40V242H38L37 241V236H38V234H37V236H36V238H34V239H36V241H35V245H32L34 242H33V234L34 233H30V235H26V237H23L22 236ZM37 233V232H36ZM81 234H82V232H80ZM93 233H91V234H93ZM116 233V234H115ZM127 233H130V232H127ZM132 233V232H131ZM130 233V234H131ZM173 233V235H175L174 233L175 232H172ZM181 233V232H180ZM249 233V232H248ZM8 233H6L5 235H4V237L7 235ZM25 234V233H24ZM80 234V235H81ZM84 234V233H83ZM87 234V233H86ZM85 234V235H86ZM100 234H102V233H100ZM107 234L109 235V238L107 237L106 238V236H107ZM120 234V233H119ZM123 234V233H122ZM183 234V233H182ZM185 234H183L182 236H184ZM192 234V233H191ZM215 234V233H214ZM219 234V233H218ZM54 236V237H52V236ZM125 235H127V236H129V234H125ZM166 235V234H165ZM164 235V236H165ZM169 235V234H168ZM171 235V234H170ZM177 235V234H176ZM180 235V234H179ZM209 235V234H208ZM264 235V234H263ZM12 236V237H11ZM25 236V235H24ZM84 235H82V237H83ZM164 236H163V240H164ZM167 236V235H166ZM180 237V236H178V239L179 238H181V239H183V237ZM195 236V235H194ZM98 237V236H97ZM130 237H133V233L130 235ZM130 237H126L125 236V239L127 240V238H130ZM147 237H149V238H147ZM170 237V236H169ZM168 236H167V238H168V240L169 241H171L170 240V238H169ZM1 238H3V237H1ZM6 238H8V236L6 237ZM6 238L4 239V240H6ZM81 238V237H80ZM87 238V237H86ZM156 238H154V239H156ZM185 238H186V236H185ZM209 238V237H208ZM91 239V238H90ZM90 239H86V240H90ZM104 239V240H103ZM153 239V240H154ZM159 239H160V237H159ZM187 239V238H186ZM0 240H2V239H0ZM98 240V239H97ZM125 240V241H126ZM130 241H132L131 240V238L129 239ZM128 240V241H129ZM140 240V241H141ZM142 240V241H143ZM175 240H177V239H175ZM180 240V239H179ZM184 240V239H183ZM192 240V239H191ZM3 241V240H2ZM2 241H0L1 243H2ZM91 241H92V239H91ZM93 241H95V240H93ZM120 241L122 242V243H120ZM156 241L157 240H155V242H154V244L156 243ZM161 241V240H160ZM167 241V240H166ZM165 241V242H166ZM181 241V240H180ZM188 241V240H187ZM4 242V241H3ZM36 242H38V243H36ZM42 242H41V244H42ZM88 242V241H87ZM90 242V241H89ZM136 242V241H135ZM158 242H159V240H158ZM176 242V241H175ZM178 242V241H177ZM182 242V241H181ZM194 242V241H193ZM192 242V243H193ZM4 243H6V242H4ZM51 243H52V241H51ZM119 243L121 244L120 246H119ZM129 244L127 245V247H136V246H139V245H130V243L131 242H128ZM134 243V242H133ZM161 243H162V241H161ZM174 243V242H173ZM179 243V242H178ZM178 243H176V244H178ZM191 243V242H190ZM38 244V245H37ZM42 244V245H43ZM45 244V245H46ZM93 244V243H92ZM124 244H127V243H124ZM135 244V243H134ZM137 244V243H136ZM148 244V245H149ZM152 244V243H151ZM164 244H166V243H164ZM163 244V245H164ZM187 244V243H186ZM6 245V244H5ZM59 245V244H58ZM130 245V246H129ZM142 245H143V243H142ZM146 245V244H145ZM145 245H143V246H145ZM160 245V244H159ZM158 244H157V246H159ZM193 245V244H192ZM191 245V246H192ZM3 246V245H2ZM57 246V245H56ZM60 246L61 245H59V246H57L58 248H60ZM94 246V247H93ZM156 246V247H157ZM40 247H44V248H42V249H46L45 248V246H40ZM54 247V246H53ZM142 246H140V249H142L141 248ZM145 247H148V246H145ZM160 248H161V245L159 246ZM159 247H157L156 248V250H157V252H158V248ZM168 247V246H167ZM172 248H174V247H176L175 245H174V247L173 246H171ZM170 247V248H171ZM181 247V246H180ZM194 247V246H193ZM206 247V246H205ZM208 247V246H207ZM136 248H138V247H136ZM163 248H165V246L163 247ZM169 248V247H168ZM167 248V249H168ZM177 248V247H176ZM197 248V247H196ZM113 249H114V251H113ZM121 249H122V247H121ZM128 249V248H127ZM140 249L138 250V249H136V253H137V250L138 251H140ZM188 249H189V247H188ZM211 249V248H210ZM51 250H52V247H51ZM118 250V249H117ZM132 250V249H131ZM133 250H135V248H133ZM153 250V249H152ZM152 250H150L151 251V253H152ZM159 250H161V249H159ZM171 250V249H170ZM173 250V249H172ZM175 250V249H174ZM173 250V251H174ZM87 251V252H86ZM115 251H116V253L117 252H119V253H117L116 255H114V253H115ZM122 251V250H121ZM162 251V250H161ZM160 251V252H161ZM164 251H165V249H164ZM168 251H169V249H168ZM187 251V250H186ZM211 251V250H210ZM47 252V251H46ZM51 252V251H50ZM126 252L127 251H125V252H123V254L125 253V255L127 256V254H126ZM130 252V251H129ZM129 252H127L128 254H129ZM155 251H153V253H154ZM156 252V253H157ZM195 252V251H194ZM142 253L144 254V255H147V254H149V251L147 250V249H145V248H143L142 249ZM152 253V254H153ZM155 253V254H156ZM177 253V252H176ZM190 253V252H189ZM122 254V253H121ZM155 254H154V256H155ZM206 254V253H205ZM50 255V254H49ZM144 255H141V256H144ZM161 255V254H160ZM159 255V256H160ZM207 255H208V253H207ZM206 255V256H207ZM64 256V255H63ZM87 256V255H86ZM109 256H110V258H109ZM123 256V255H122ZM150 256V255H149ZM2 257V256H1ZM89 257V256H88ZM91 257V256H90ZM138 257V256H137ZM203 253H198L197 255H194L193 256V258H195V260L197 259V260H203ZM211 257V256H210ZM27 258V257H26ZM30 257H28V259H29ZM32 258V257H31ZM54 258H56V257H54ZM126 258V257H125ZM144 258V257H143ZM192 258V259H193ZM207 258V257H206ZM244 258H245V260H246V264H261L258 260H257V256H256V252L255 253H253V252H248L246 255H244ZM4 259V258H3ZM19 259V258H18ZM50 259V258H49ZM83 259V258H82ZM119 259H121V258H119ZM139 259V258H138ZM210 259V258H209ZM38 260V259H37ZM21 261V260H20ZM34 261H36V260H34ZM86 261V260H85ZM113 261H115V260H113ZM142 261V260H141ZM140 261V262H141ZM25 262V261H24ZM32 262H33V260H32ZM40 262V261H39ZM38 262V263H39ZM42 262V261H41ZM44 262V261H43ZM76 262V261H75ZM158 262H160V261H158ZM200 262V261H199ZM10 263V262H9ZM31 263V262H30ZM36 263V262H35ZM34 263V264H35ZM118 263H120V262H118ZM33 264V263H32ZM37 264V263H36ZM83 264H85V263H83ZM92 264V263H91ZM107 264H111L110 262L109 263H107ZM129 264V263H128ZM135 264V263H134ZM136 264H139V261L138 262H136ZM144 264V263H143ZM224 264H233V263H224Z\"/></svg>", "mask_w": 264, "mask_h": 264}]
</instances>
